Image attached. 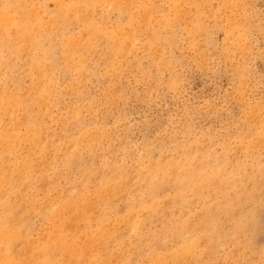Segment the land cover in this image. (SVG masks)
<instances>
[{
	"label": "rangeland",
	"instance_id": "374dc122",
	"mask_svg": "<svg viewBox=\"0 0 264 264\" xmlns=\"http://www.w3.org/2000/svg\"><path fill=\"white\" fill-rule=\"evenodd\" d=\"M9 1H10V5H9ZM32 1L33 0H24V1L23 0H5V1L1 0V2H0V5L2 4L0 6V8L2 6L5 7V9L1 8L0 11L2 13L0 12V14H3V12L7 10V12H4L5 15H3V17L5 16V18L0 20V22H1L0 25H2V27H3L2 28L0 26V33H1V31H2V33L4 32L3 34L2 33L0 34V43L2 42L0 47L2 46L1 48H3V49L0 48V55L2 56V57L0 56V59L4 58L5 65L9 63L8 65L3 66L4 68L2 67L0 69V78H1L0 79V92L5 91L7 94L8 93L10 94L9 96H13V97H14V95L17 94V96H15V98H18L19 100L21 99L20 102L22 103V104H20V107H19L20 109H18V111L16 110V115L14 117H12V116L10 117V116L6 115L7 118H6V116H4V118L1 119L3 121L0 120L2 123H4V124H1V122H0V126H1L0 130L1 131L8 130L10 128L12 122L21 123V121H22L23 123H25V121H26V123H27V124L25 123L26 125L21 123V125H23L22 131H24V130H26L25 126H27L28 123L31 122V121H29V119H30V120H32V122H34V125L36 127H39V129H41V132L46 128V131L44 130L46 133H44V131H43V134H42L43 137L41 136V140L42 139L44 140L46 138L45 136H47V138L49 140L45 139L44 141H46V143L47 142L49 143V141H51L50 144L47 143V146H48L47 147V146H45L46 143H44V141L42 140L41 143H43L44 146H42V144H40L38 146L39 149L37 147L36 156H38V157L35 156L33 158L34 159L33 165L35 166V168L36 167L39 168V169H37L38 171L36 170V174H35L36 180H37V177L39 179L37 180V182H35L33 184V186L28 187L29 191L28 190H26V191H27V196L29 194L28 198L30 197L28 199V200H30L29 202L33 201L31 204L29 203L30 204L29 210L31 211V209H33V208L34 209L31 212L29 211V214H31L32 212L33 213L27 219L28 220L27 223H28L29 234H28V236L25 237L26 240L19 241L15 245V247H16L15 251L16 252L14 251V253H15L14 258L16 260H18V258L20 257L19 260L24 262V264L25 263L26 264H33L34 261L38 260V257L40 256L41 253L38 252L39 250H37L33 246H35L34 245L35 240L36 239H37L36 241H38V239L40 240V238H41L40 235H42L43 239L49 240V237H50L51 241H53V242L55 240H57L58 238H63V236H65L67 239V245L62 247V249H58L56 251L55 258H57V259L54 262L55 264H79V263L80 264H91V263L92 264H94V263L98 264V262H99V264H102V262L105 260V257L102 256V255H104L103 254L104 252L102 249H104V250L106 249L105 252L108 251L107 253L109 255L111 254V256L113 257V259L111 260L112 257L108 255L110 258V261L108 264H112V263L114 264V262H116V260H117V262L115 264H119V263L120 264H169V263L172 264L173 262H174V264H177V263L180 264V262H181V264H264V212H263L264 211V191H263L264 190V177H263L264 176V0H228V1L227 0H222V1L221 0H215V1L214 0H209V1L208 0H203V1L202 0H196V1L195 0H134V1L133 0H122V1L119 0L121 2H119V1L117 2V0H113V1L112 0H110V1L109 0H107V1L106 0H100L101 2H99V0L98 1L95 0L97 2L92 1V0H89V1L88 0H83V1L82 0H75V1L71 0L72 3H69L70 0H63V2H61L62 0H58L59 2H61V4H59V2H57L56 0H55L56 2L54 0L53 1H51V0H34L33 2ZM41 1H42V3H41ZM50 1L52 2V4H50L51 3ZM66 1L68 2V4ZM90 1L92 3H90ZM131 1L133 3H131ZM144 1H146V2H144ZM205 1H207V3ZM211 1H212V4L210 6ZM234 1H236V3H235L236 6L234 5ZM30 2L32 5L30 4ZM73 2L76 3V6L74 5L75 3H73ZM84 2L87 4H85ZM112 2L114 4L116 3V6L113 5ZM135 2H136V4H135ZM239 2H241V3L239 4ZM81 3L83 5L85 4L84 7H82ZM108 3L110 4V6ZM120 3H121V5H119ZM129 3H131L132 5L130 4L131 5L130 6ZM147 3L149 5H146ZM89 4H91V5H89ZM111 4H112V6H111ZM122 4L124 5L125 9L128 8V11L122 10V9H124ZM185 4H186V6H185ZM232 4L234 6L233 10H235V11L232 10V6H231ZM72 5H74V6L72 7ZM77 5H78V7H77ZM97 5L100 7H98ZM103 5L106 8H104ZM133 5L135 7L130 8ZM153 5L156 8H154ZM47 6H49V8ZM59 6H65V7L61 8ZM85 6H87V7H85ZM108 6H109V8H108ZM120 6H122V7H120ZM126 6H127V8H126ZM128 6H130V7H128ZM140 6L141 7L145 6V7L141 9ZM6 7H8V8H6ZM19 7H21V8H19ZM24 7H25V9H24ZM33 7L37 8V9H36V13L35 14L31 13L32 14L31 15L30 12L27 11V9L29 11L32 10V12H34L35 9H33ZM91 7L93 8V10ZM117 7H118V9H116ZM41 8H42V10H41ZM60 8H61V10H60ZM80 8H82V9L85 8V9L80 10ZM120 8H121V10H120ZM157 8H159V9H157ZM185 8H186V10H185ZM187 8H188V10H187ZM200 8H201V10H200ZM65 9H67V10H65ZM89 9H91V10H89ZM105 9L106 10L108 9V11H106ZM144 9H145V11H144ZM155 9H156V11H155ZM204 9H205V11H204ZM37 10H38V12H37ZM39 10H41V12ZM116 10H117V12H116ZM159 10L161 13L159 12ZM237 10L239 11V13ZM9 11H12V12H9ZM91 11L93 12V15L91 14ZM118 11H119V13H118ZM122 11H123V13H122ZM175 11H176V13H175ZM21 12H22V14H21ZM64 12L66 13V15L68 14L70 17L68 15L66 16ZM73 12H76V13H73ZM140 12L141 13L143 12L142 16H140L141 15ZM201 12H204L205 14H203ZM222 12H223V14H221ZM232 12H234V13H232ZM6 13H9L10 15L13 14L12 15L13 17L11 16L12 19L15 17V19H13V22L15 23L14 20H16V23L14 25L12 24L13 22H11L12 19L8 16L9 14H6ZM132 13H133V15H131ZM154 13H156V14H154ZM14 14H16V15L18 14V16L14 15ZM42 14H44V18H42V16H43ZM70 14H72V15H70ZM96 14H97V16H96ZM149 14L150 15L152 14V15L150 16ZM80 15H81V17H80ZM143 15H146V16L143 17ZM181 15H182V17H181ZM29 16H30V18H29ZM39 16H41V17L39 18ZM64 16L66 17V19ZM109 16H110V18H109ZM153 16H155V17H153ZM215 16H217V17H215ZM227 16H228V18H227ZM21 17H23V19ZM76 17L79 19H77ZM87 17H88V19L91 17L92 20L91 19L87 20L86 19ZM107 17L109 18L108 20L106 19ZM132 17H134L135 20L132 19ZM141 17H143V18H141ZM188 17L189 18L192 17V18H190V20H189ZM47 18L50 21H48ZM50 18H52V19H50ZM70 18H72V19H70ZM83 18H84V20H83ZM144 18H146V19H144ZM148 18H149V22H147ZM205 18H206V20H203ZM32 19L37 20V22L35 20L36 24H34V20H32ZM44 19H45V21L47 20L46 23L43 21ZM67 19L68 20L70 19L69 20L70 25L68 24ZM131 19H132V21H131ZM230 19L232 22L230 21ZM233 19H234V21H233ZM3 20H5V21H3ZM7 20H10V22L8 21V23L12 24L14 29L11 25H9L7 23ZM56 20H59V21H56ZM66 20H67V23H66ZM139 20L142 22H140ZM175 20H176V22H175ZM192 20H194V21H192ZM200 20L202 21V23L204 21L207 22V23L204 22L206 24L205 26H207L206 27L207 29L205 28L204 23L202 25V23L199 22ZM2 21H3V23H2ZM55 21H56V23H55ZM108 21H110L109 24H107ZM111 21H113V22H111ZM129 21H131L132 23L129 24ZM158 21H160V22H158ZM237 21H238V23H237ZM241 21H242V24H240ZM4 22H6V23H4ZM39 22H40V24L45 25V26L43 25L44 27L41 30L39 28H40V26L42 27V25H40V26L37 25V23L39 24ZM51 22H52V24H51ZM57 22L58 23L60 22L59 25L57 24ZM63 22L66 23V25L63 24ZM153 22H154V24H153ZM173 22H175V23H173ZM31 23H32L33 29L31 27ZM54 23H55V25H54ZM61 23H62V25H61ZM110 23H112V24H110ZM134 23H135V25H134ZM226 23H228V24L226 25ZM105 24L108 25L109 28ZM159 24L161 26H159ZM197 24H198V26H197ZM237 24H239V27ZM3 25L6 26L5 28L9 27V30H7L8 28L4 29ZM50 25H54V26H50ZM95 25H97V27ZM87 26H89V27H87ZM114 26H116V27H114ZM124 26H126V27H124ZM247 26H248V28H247ZM36 27L39 30V33H38V30L35 29ZM45 27H46V29H45ZM55 27L56 28L58 27L59 29L58 28L56 29ZM62 27H67V30H66V28H63L66 31L61 30ZM90 27H92L93 30H91ZM138 27H139V29H137ZM161 27H162V29H161ZM185 27L187 28L186 30H185ZM197 27H199V29ZM232 27H233V29H232ZM10 28H11V31H10ZM102 28H103V30H102ZM120 28H121V31H120ZM126 28H128V30ZM130 28L132 30H130ZM141 28H142V31L140 30ZM143 28H145L147 30H145ZM173 28L175 30H173ZM246 28H247V31H246ZM30 29H32V30H30ZM51 29H52V31H51ZM135 29H136V31H135ZM151 29H152V31H151ZM177 29H179V30H177ZM190 29H192V30H190ZM226 29H227L228 33H227ZM12 30L14 32H12ZM35 30L37 32H35ZM85 30L87 31L86 34H85V32H86ZM89 30H90V32H89ZM100 30L102 32L99 33L98 31H100ZM123 30H126V31H123ZM138 30H140V31H138ZM162 30H165V31H162ZM210 30H212V31H210ZM30 31H34L33 34L31 33L32 35L30 34ZM46 31H49V33ZM62 31H63V33L60 34V32H62ZM147 31H148V33H147ZM155 31H157V32H155ZM241 31L243 32V34H242V36L241 35L239 36V34H241ZM26 32H28V33H26ZM112 32H116V33L118 32V33L116 36H114L113 34H116V33H112ZM121 32H123V34ZM128 32H129V34H128ZM151 32L153 34L154 33H157V34L156 35L152 34V36H149ZM192 32H193V34H192ZM194 32H197V33H194ZM9 33L10 34L12 33L13 36H11ZM28 34L31 36V37L29 36L31 39L33 38L31 40L32 42L30 40L25 41L28 38L27 39H24V38ZM135 34L136 35L138 34L137 35L138 38L136 36H134ZM180 34H182V35H180ZM8 35H9V37H8ZM22 35H23V37H22ZM63 35L65 38V41H64ZM84 35H86V36H84ZM104 35H105V37H103ZM146 35L149 36L150 38L147 37ZM164 35H166V36H164ZM200 35H202V36H200ZM18 36L21 37V40ZM82 36H84V37H82ZM92 36H94V37H92ZM125 36H126V39H125ZM127 36H128V38H129V36L131 38L128 39ZM158 36L159 37L161 36V37L159 38ZM197 36H200V38ZM243 36H246L247 38L243 37ZM81 37L83 39H81ZM154 37H155V39H153ZM230 37L231 38L233 37L232 40ZM1 38H2V40H1ZM47 38L49 40L46 41ZM51 38L53 40H51ZM69 38H71V39H69ZM96 38H98V39H96ZM156 38H157V40H156ZM190 38L191 39L194 38L193 39L194 41L191 40ZM197 38H199V39L197 40ZM228 38H230V39H228ZM10 39H11V41H10ZM66 39L68 40V42ZM235 39H237V40L234 41ZM17 40L19 41L18 43L20 44L21 47L17 43ZM42 40H44V41H42ZM72 40H74V42H76L75 45L77 46V49H76V46L72 43ZM77 40L80 42V45H79ZM121 40H122V42H121ZM125 40L127 41V43L125 42ZM228 40H230V41H228ZM24 41L26 44L24 43ZM103 41H104V43L105 42L106 43L104 44ZM129 41H130V43H128ZM138 41H139V43H138ZM22 42H23L24 48L22 47ZM54 42H56V44ZM63 42H64V44H63ZM82 42H85V43H82ZM107 42L109 43V45L106 46ZM134 42H136V43L134 44ZM7 43H9V46L7 45ZM50 43L52 44L53 47L50 45ZM125 43H126V45H125ZM160 43H162V47H164L163 49H162ZM10 44L12 45V48H15V49L12 50ZM145 44H147V45H145ZM29 45H30V47H29ZM71 45L73 46V48L71 47ZM85 45L87 46V48L85 47ZM118 45H120V46H118ZM132 45H134V47ZM16 46H18L20 48H17ZM26 46H27V48L29 47L30 52L28 51V49H25ZM41 46H43V47H41ZM55 46H56V48H55ZM102 46H104V48L106 47L105 48L106 50H103ZM110 46L111 47L114 46V47L111 48ZM74 47H75V49H74ZM88 47H89V49H88ZM91 47H93V48L91 49ZM122 47H123V49H122ZM150 47H151V49H150ZM160 47H161V49H160ZM68 49L72 53L71 54L72 60L70 58L68 59L66 52H64V51L68 52L69 51ZM90 49L92 52L90 51ZM117 49H119V50L121 49L122 51L120 50L121 52L119 51L117 53V51H118ZM24 50L27 54L24 53ZM41 50H42V52H41ZM52 50H54V51L52 52ZM76 50L78 52H76ZM94 50H95V52H94ZM123 50L125 52L127 51V53H125ZM130 50H131V52H130ZM153 50H157V51H153ZM10 51H11V53H10ZM101 51H102V53H101ZM128 51L130 53H128ZM5 52L8 54H6ZM14 52H16L18 54L14 53ZM58 52H61V53H58ZM75 52H76V54H75ZM83 52H84V54L85 53L86 54L84 55ZM88 52H91V53L89 54ZM20 53H22V54H20ZM41 53H43V54L41 55ZM98 53H99V56H98ZM62 54H63V56H62ZM73 54H75V55H73ZM18 55H21V56L19 57ZM111 55L113 57H110ZM159 55H160V57H159ZM73 56H75V57H73ZM97 56L100 59H97L98 58ZM7 57L9 60H12L13 62L9 61L7 59ZM40 57H42L41 60H40ZM154 57H156L155 60H154ZM18 58H19V60H18ZM45 58H47V59H45ZM91 58H92V60H91ZM109 58L110 59L113 58V60L112 59L110 60ZM125 58L127 60H125ZM82 59L83 60L85 59L84 60L85 63L82 61ZM158 59L160 62L161 61L164 62V64L162 62L159 63ZM16 60H17V62H16ZM70 60L73 61L72 62L73 64L71 63ZM86 60H88V61H86ZM124 60L126 61V64L124 63L125 62ZM151 60L152 61L154 60V61L152 62ZM23 61H26V62L23 63ZM48 61L50 62V64ZM68 61H69V63H68ZM77 61H78V63H77ZM111 61H113V62H111ZM118 61H119V64H116ZM165 61H167V62L165 63ZM20 63L22 65H20ZM44 63H45V65L43 67ZM80 63H82V64H80ZM140 63L142 65V67H141ZM149 63L151 65H149ZM84 64H85V66H83ZM122 64L124 67L122 66ZM160 64H161V66H160ZM76 65H78V67H80V68L76 69L77 68ZM157 65H158V67H157ZM5 67H7V68H5ZM67 68H69V69H67ZM7 69L9 71V73H8ZM46 69H47V71H46L47 73L45 72ZM73 69H74V71L75 70L76 71L72 72ZM34 70H38V71H34ZM77 70L78 71L80 70L79 71L80 74L82 73L81 77L78 76L80 74ZM108 70H110V71H108ZM118 70L120 71L119 73H118ZM82 71H84V72H82ZM106 71H108V73H105ZM44 73L46 76L44 75ZM111 73H113V74H111ZM114 73H115V75H114ZM28 75H29V77H28ZM36 75H37V77L42 75L40 77L41 81H39V77L38 78L34 77ZM52 75L54 76V78ZM116 75L118 76V78ZM49 76H51L52 78H50ZM112 76H115V78H113ZM12 77H14V78L12 79ZM55 77H57L56 79L59 78L58 79L59 82H58V80L55 79ZM9 80H12V81H9ZM45 80L49 81V82L51 81L49 86H51V85L52 86L51 87L48 86L49 82L44 83ZM81 81H82V83H81ZM6 82H7V84H6ZM34 82H36V83H34ZM40 82H42V83H40ZM52 82H54V84ZM22 83H23V85H22ZM43 83H44V85L41 86V84H43ZM15 85H16V87H15ZM34 87H36V89L37 88L41 89L44 87L45 93L47 92L46 94L44 93V95L47 97L45 98L44 95H40L41 93L39 92L40 93L39 94L38 91H36V89ZM11 88H14V89L12 90ZM68 88H69V90H68ZM47 89L50 92L49 96L47 95L48 94ZM10 90H12V91H10ZM13 92H14V94H13ZM28 92H30V93H28ZM51 92H52V94H51ZM20 95H21V97H20ZM23 95H25L24 96L25 98L23 97ZM27 96H28V99H26ZM50 96L51 97L53 96V97L50 98ZM54 96H55V98H54ZM58 96H59V98H58ZM43 97H44V99L48 98L49 102L47 100V103L49 105L46 104V102L44 103ZM112 97L115 100V102L113 100L108 102L109 100H111ZM22 98L26 99L27 102L25 100H23ZM37 98H38V100H37ZM40 100L41 101L43 100V101L41 102ZM38 101L40 103H38ZM51 101L54 103H52ZM29 102H31V103L29 104ZM32 102H34V103H32ZM41 103L42 104L44 103L46 105H44V104L42 105ZM38 104L40 106H38ZM50 104H51V106H50ZM44 106H45V108H44ZM86 106H88V107H86ZM94 106H97L98 108L97 107L94 108ZM27 107H29V108H27ZM49 108H51V109H49ZM79 108H81V109H79ZM36 109H37V111H36ZM72 109L74 110V114H72L73 113ZM32 110L35 111V113H33ZM27 111H29L30 114H28L29 112H27ZM43 111H44V113H43ZM89 111H90V113H89ZM76 112H78L77 118H76V114H75ZM31 113H32V116H31ZM45 113L46 114L49 113V114L46 115ZM80 113H81V115H80ZM82 113H83V115H82ZM23 115L25 116V118ZM71 115H72V118H71ZM20 116H22V117H20ZM29 116L32 117V119L29 118ZM78 116H79V118L81 116V118H80L81 120L78 118ZM39 117H40V119H39ZM8 118L11 120H8ZM253 118H254V120H253ZM65 120H66V122H68L69 125L65 124L64 125L65 127H64L62 125V123L63 124L66 123ZM5 121L7 124L5 123ZM90 122H92V123H90ZM46 123H47V125L50 124L49 125L50 127L47 126ZM58 123H59V125L57 126ZM6 125H7V127H6ZM41 125H42V127H41ZM58 127H60V129ZM56 128H57V130L58 129L59 130L57 131ZM66 128H71V129H67V131H65ZM101 129H104V130H101ZM110 130L115 131V132L112 133ZM95 131H97V132H95ZM53 132H54V136L51 135V134H53ZM65 132H66V134H65ZM69 132L72 133V135L69 134ZM77 132L79 133V135H77L78 134ZM98 132L100 133V135ZM107 132L111 133L110 135L112 137H109L110 135L108 134L109 135L108 136ZM60 133L62 135H60ZM75 134H76V136H75ZM83 134H85L86 137ZM89 134H91V135H89ZM93 135H96V136H93ZM99 136H102V137L99 138ZM79 137H81V139L83 137H84V139L85 138L86 139L85 140H79L80 139ZM93 137L94 138L97 137V139L95 140ZM105 138H108V139L106 140ZM55 139H56V141H55ZM72 141L75 143H73ZM77 141H79L80 143L83 141L84 144L86 141H88L85 144V147H87V146L88 147L85 149L84 144L81 145L80 143H79V146L76 145ZM52 142H53V144H52ZM64 142L68 143L69 145L71 143H73L74 147H76L77 149L73 147V144H71L72 146L70 147L71 148L70 149L69 145L65 144ZM116 142H117V145H116ZM241 142L244 144H242ZM251 142H255V143L251 144ZM94 143L96 144V146ZM90 145L93 147L89 148V147H91ZM103 145H104V147H103ZM65 146L66 147L68 146V147L66 148ZM234 146L236 147V149ZM26 147L27 146H25V148H22L23 151L22 152L20 151L21 153L19 152L18 157H16L18 160H20L19 161L20 164L22 162H24V161H21V158L24 159V155H25L24 153L27 152L26 154H28V151H29L28 148H30V147H27V148ZM96 147H97V149H96ZM258 147H260V148H258ZM49 148H51V150ZM54 148H55V150H54ZM68 148H69L68 154L70 156L67 157V155H68L67 149ZM237 148H239V149H237ZM73 149H74V151H73ZM88 149H90L91 151ZM43 150H45V151H43ZM52 150L54 151L53 153H52ZM75 151H76L77 155H75ZM108 151L111 152L112 154L107 153ZM250 151H253V152H250ZM63 152L66 154V156H65V154L64 155L62 154ZM70 152L71 153L73 152V153L70 154ZM95 152H97V153H95ZM105 152H106V154H105ZM124 152H126V153H124ZM130 152H132V155L130 154ZM261 152H262V154H261ZM47 153H50L49 154L50 157L47 156L48 155ZM214 153H217V154H214ZM22 154H24V155H22ZM40 154H42V155H40ZM179 154L186 155L189 158L193 159L191 166H188V168L190 170H193L195 168L196 169L200 168L199 166L202 164V162H204V163L209 162L210 168H209V166L208 167L206 166V169H208L209 171L213 170L214 168H217L220 171L222 170L223 174L227 175L230 173V170H231V172L234 174V176H233V174L230 175L232 178L230 180L231 181L230 183L232 184L233 181H235L232 184V188L234 186V188H233L234 190L232 188L230 189V185H227L224 182L221 183L218 181V179H216L213 182V186H210L209 188L204 189L202 191L199 188V182L194 183L193 186H191L190 188L183 190L184 191L183 195L186 196L185 199L187 198L186 199L187 201L185 200V202H184V200H178V190L179 189H178L177 184L165 185V186L161 187L159 190H156L155 193H153L150 190L149 186L147 185L146 181H144V178H139L138 172L144 166V164H148L149 162H154L156 160L162 159L163 156H164V158H166L169 155L178 156ZM43 155H45L46 157ZM72 155H74V156H72ZM19 156H22V157L20 158ZM26 156H25V158H26ZM51 156H53V157L55 156L56 160L54 161L55 158L52 159L53 157H51ZM57 156H59L58 160H60V161L57 160ZM97 156H99V157L97 158ZM113 156H115V160L113 159ZM61 157H62V159H61ZM63 157H64V159H63ZM41 158L42 159L45 158V159L42 160ZM82 158H86V160L82 159ZM90 158L91 159L93 158L92 159L93 161ZM10 159H11L10 163L14 164L13 162H14L15 158L11 157ZM35 159H36V161H35ZM49 159L50 160L52 159V160L48 161ZM70 159H72V160L70 161ZM45 160H47V162H49V163H47V165H46V162H44ZM237 160H239V161H237ZM38 161L40 162V165L41 164L43 165V166L42 165L40 166L41 169L38 165L39 164ZM41 161H43L44 164L41 163ZM73 161H76L78 168L77 167L75 168L76 163ZM86 161H87V163H86ZM236 161H237V163H235ZM57 162L59 164H57ZM90 162H91V164H88ZM112 162H113V164H112ZM35 163H37V164H35ZM50 163L51 164L54 163V164L50 165V167H48ZM71 163H72V165L73 164L74 165L73 166L70 165ZM93 163H94V165H93ZM95 163L96 164L98 163V164L96 165ZM84 164H86V165H84ZM109 164H111V165H109ZM118 165L122 166L121 168H124V169H121L120 167H118ZM238 165H240V166H238ZM10 167H12V166H10ZM46 167H48V168H46ZM85 167H86V170H84ZM218 167H220L221 169ZM227 167H229V169ZM60 168H61V170H60ZM62 168H63V170H62ZM73 168H75V169L72 170ZM45 169H46V171H45ZM109 169L110 170L112 169V170L110 171ZM41 170H42V173H41ZM59 170L61 172H59ZM76 170H78L79 172ZM98 170H101V171H99L100 173L98 172ZM114 170H115V172L113 173ZM120 170H121V172H120ZM90 171H91V173H89ZM107 172L109 175L107 174ZM115 173H117V174L115 175ZM37 174H40V175H37ZM61 174H62V176H61ZM66 174H68V175L66 176ZM84 174H85V176H84ZM42 175L45 177V178H42L43 181L41 179ZM59 175H60V177H59ZM86 175H88V176H86ZM127 175H130V176H127ZM78 176H79V178H78ZM97 176H99V179L97 178ZM58 177H59V181H58ZM61 177H65V178H61ZM127 177H130V178H127ZM133 177H134V179H132ZM70 178H72V179H70ZM81 178H83V179H81ZM45 179L49 180L50 182L45 180ZM91 179H97V180H95V184L93 183L94 180L92 181ZM235 179H237V180H235ZM128 181H130L129 184L132 183V184H130L131 186L126 185V184H122L123 182L128 183ZM44 182L45 183L49 182V186H48V184L45 185ZM56 183L59 186H57ZM106 183L110 184L111 186L114 183L118 184V188H121V186H122L123 187V188H121L122 194L118 193L120 195L119 196L117 193H115L114 197H113L112 196L113 193L110 191V188L105 187ZM50 184H52V185H50ZM53 184H55V185H53ZM37 185H38V187H37ZM78 185H79V187H78ZM226 185H227L228 189L226 188ZM45 187H46V189H45ZM71 187L74 190L70 189ZM65 188L67 190H65ZM96 188L98 189V192H97ZM124 188H126V189H124ZM59 189L62 191H60ZM36 190H38V191H36ZM103 190L107 191V192L104 193ZM126 190H127V192H126ZM133 190H134V192H133ZM197 190H198V192H197ZM237 191H238V193H237ZM100 192L103 195V197H101L102 195L98 194ZM128 192H131V193H128ZM199 192L203 193L205 196L203 198H200L198 195ZM219 192H220V196H219ZM225 192H227V193H225ZM107 193H109V196H107L109 199H110V196L112 197L110 199L112 204L108 200V198L105 196ZM125 193H126V195L128 193L127 197H126ZM221 193H222V195H221ZM32 194L34 196L35 195L36 196L34 197ZM56 194L58 195L57 198H56ZM59 194H61V195H59ZM75 194H76V196H75ZM93 194L96 195V198H98L97 201L95 200L96 198L93 197L94 196ZM16 195L17 196H14V197H18L17 200H20L21 198H20L19 193ZM52 195L55 196L54 198H56V199H54ZM62 195H63L64 199L67 198V199H65V201L62 198ZM64 195H65V197H64ZM66 195H67V197H66ZM99 195L101 198L99 197ZM155 195H156V198L154 199ZM68 196L69 197L71 196V197L68 198ZM104 196L107 199L104 198ZM116 196H117V198L119 197L120 200L119 199L117 200ZM123 196H125V197H123ZM47 197H49V198H47ZM50 197L52 200H54V201L56 200L58 203L56 201L55 202L53 201V203L50 202V204L52 203L50 205L49 204ZM44 198H45V201H44ZM58 198H59V200H58ZM91 198H92V201H91ZM68 199L69 200L70 199H77V200H70V201H71V203H75L76 207L78 206V208H80L82 206L81 208L84 209L86 207L85 209L86 210L88 209V211H89V208L92 209L91 207L94 206L93 207L94 209H92L93 212H91V210L89 212L85 210V213L88 212V213H86L88 215L87 218L91 219V222H90V220L88 222L87 218L86 219L78 218L77 215H79V216L82 215V214H80L81 211L79 213L76 212L77 214L73 213L72 211H69L70 213L69 212H68L69 214L65 213L64 216L61 215V214H63V213H61L60 216H58L56 219L52 218V217H47V215H46V217H44L45 215L42 216L40 214L39 215L41 216V218H39L40 216L38 217V214L35 213L36 208L38 210V207L40 205H41V207H39V208L41 209L43 207L41 209V210H43V212H46L47 209L51 210L52 208L55 211H60V209L63 208L60 201L61 202L63 201L64 203L62 202V204L64 205V204H66L67 201H69ZM104 200H106V201H104ZM154 200H156V201H154ZM114 201H116V202H114ZM122 201H124V202H122ZM81 202H83L84 204L87 202L89 204V202H90L93 205L92 206H91V204L90 205H87V204L84 205ZM95 202H98V204ZM101 202H102V204H101ZM143 202H145L146 204H154L153 208H155V209L152 210L150 208V210H149L150 212L146 211V210H142L138 214V217H136V220L135 219L133 220L132 217H130L131 214L132 215L135 214L133 210L136 208H139L140 204ZM152 202H154V203H152ZM34 203H35V205L37 204L38 206L37 205H36L37 207L34 206L33 205ZM107 203L109 204L108 206H107ZM171 203L173 206L171 205ZM213 203L215 205H217V207H218L217 209H215L216 206L213 205ZM81 204H83L84 206ZM104 204H105V206H104ZM97 205H99V206H97ZM110 205H112V207ZM163 205H164L165 209L162 207ZM168 205H170V207ZM45 206L46 207L49 206V208L48 207L46 208ZM87 206L88 207L91 206V207L88 208ZM100 206H102V207H100ZM196 206H198V207L196 208ZM50 207H51V209H50ZM105 207L107 210H105ZM189 207H190V209H189ZM121 208H123V209H121ZM49 210H47V212ZM95 210H96V212H95ZM122 210H123V212H122ZM104 211H107V212H105L106 216H105ZM164 211H165V213H168V215L163 213ZM147 212H148V214H147ZM183 212H186V213H183ZM143 213H145V214H143ZM149 213H151V214H149ZM154 213L156 215H153ZM199 213H201L200 215H202V216H200ZM146 214L148 215V217L146 216ZM176 214H178V217ZM28 215H26V216H28ZM97 215H98V217H96ZM102 215H104L103 216L104 218L101 217ZM125 215L129 219H127ZM259 215H261V216H259ZM75 216H76V221H75ZM152 216L153 217L155 216L154 220H153ZM66 217H68V218H66ZM150 217H152V218H150ZM187 217H189V218L187 219ZM202 217H204V218H202ZM92 218H93V220H92ZM94 218H96V220L98 219L97 222ZM101 218H103V219H101ZM124 218H126V219L124 220ZM194 218H196V219L193 220ZM40 219H41V221H40ZM57 219H59V220H57ZM61 219H62L63 223L60 221ZM72 219H74V220H72ZM131 219L133 222L131 221ZM127 220H129V225H128ZM83 221H85V222H83ZM125 221L127 222V225L129 227L125 224L126 223ZM187 221H188V224H190L191 226L199 223L198 230H199L200 224H202L203 222H205V223L210 222L211 224L209 227H211V230H209L207 233H201L200 231L197 230V231H195V233L193 232V233L189 234L190 236L187 239L188 240H195V241L198 240L199 241L198 245L200 247L198 248V246H195L196 247L195 249H191V252H189V253L187 252L186 254H184L182 256L181 254H177V251L180 249V247L185 242V240L182 237H179L180 235H179L178 229L181 228V224H183L184 222H187ZM86 222L88 224H86ZM122 222H124V223L122 224ZM139 222L142 225L139 224ZM145 222L147 224H145ZM158 222H160V223H158ZM58 223L62 224V226L59 225ZM55 224H56V230L57 231L55 230V226H51V225H55ZM71 224L72 225L77 224V225L74 226L73 227L74 229H73L71 227ZM137 224H139L140 226L137 227ZM158 224L160 226H158ZM57 225H59V226L57 227ZM78 225H79V228H78ZM87 225H89V226H87ZM107 225H109V226H107ZM60 226L63 228L66 226L65 231L59 230ZM80 226H82L81 228L83 230L80 228ZM135 227H137V229L138 228L139 229L137 230ZM141 227H143V228H141ZM115 228L119 229V231H116ZM42 229H44V230L42 231ZM53 230H54V232L52 235ZM92 231H94V232H92ZM59 232L61 233L62 236L59 235ZM110 232H111V235H110ZM113 232H116V233H113ZM163 232L165 235H163ZM87 233H89V234H87ZM43 234L46 235L47 237L46 236L44 237ZM82 234L83 235L85 234V235L82 236ZM51 235L52 236L59 235V236L56 239V237H52ZM29 237H30V239H28ZM88 237H90L89 238V239H91L90 241L88 240ZM94 237L96 239H98V241ZM100 237H101V240H103L102 241L103 244L100 240ZM161 237H162V239H161ZM42 238L39 242H43ZM108 238L110 241H108ZM167 238L168 239L172 238V240L169 241ZM175 238H176V240H175ZM189 238H191V239H189ZM27 239H28V241H27ZM211 239H213V240H211ZM87 240L89 241V244H91L93 246H96L97 245L96 242H98L99 245L97 247H94V248H96V250L92 246L91 247L93 249L91 247H90L91 248L90 249L89 248L90 245L89 246L84 245L86 243H87L86 245H88ZM93 240H95V241H93ZM164 240L166 242H164ZM167 240L169 241L168 242L169 244H167ZM78 241L79 242L81 241V242L79 243ZM111 241H114V242L111 243ZM39 242H37L36 245H38ZM100 242L102 245H100ZM129 243H130V245H129ZM72 244H74V246H76V247H74ZM106 244L108 247L110 246V249L108 248V250H107V246L105 247ZM161 244H162V246H161ZM77 246H80L79 249L84 248V246L88 247L90 249V251L92 250L91 251L92 256L95 258L97 256V258H96L97 261H95V259L92 258V256H91V259H89L88 257L86 259H84L85 256H81L78 253L80 250L77 249L78 248ZM101 246H103V247H101ZM120 246H122V247L120 248ZM142 246L144 249L142 248ZM159 246L161 249L159 248ZM18 247H19V249H18ZM71 247H73V249H71ZM131 248H132V250H131ZM152 248H153V251L149 250ZM201 248H202V251H201ZM30 249H33V250L30 251ZM99 249H100V251L101 250L102 251L100 252ZM122 249H124V251H122ZM126 249L128 250V252ZM67 250L70 251V253L67 252ZM74 250H76V251H74ZM193 250L195 252H193ZM17 251H19V252H17ZM30 252H31V254H30ZM71 252L73 254H71ZM74 252H75V254H74ZM173 252H175V253H173ZM25 253H27V254H25ZM68 253L71 255H68ZM65 254H66V256H64ZM76 254H78V256H76ZM140 254H141V257H140ZM176 254H177V256L175 258L174 255H176ZM42 255H43V253H42ZM162 255L163 256L167 255V257H164L166 263L165 262L161 263L160 261H158L160 258H163ZM172 255L174 258L172 257ZM17 256H18V258H17ZM31 256H33L35 258V260H33V258H31ZM114 256H117V257H114ZM118 256H120V259H118ZM74 257L76 258V260ZM77 257H80V258L77 259ZM123 257H124V260H123ZM129 258H131V259H129ZM132 258L134 259L133 261H131ZM70 259H72V260H70ZM187 259H189V260H187ZM138 261H140V262L138 263Z\"/></svg>",
	"mask_w": 264,
	"mask_h": 264
},
{
	"label": "bare ground",
	"instance_id": "6f19581e",
	"mask_svg": "<svg viewBox=\"0 0 264 264\" xmlns=\"http://www.w3.org/2000/svg\"><path fill=\"white\" fill-rule=\"evenodd\" d=\"M5 1V0H4ZM24 1V0H23ZM34 1V0H33ZM32 1V2H33ZM51 1H53V0H51ZM50 1V2H51ZM55 1V0H54ZM57 2H59L58 0H56ZM55 1V2H56ZM73 1V0H72ZM75 1V0H74ZM83 1V0H82ZM89 1V0H88ZM92 1H95V0H92ZM98 1V0H97ZM97 1H95V2H97ZM107 1V0H106ZM105 1V2H106ZM110 1V0H109ZM113 1V0H112ZM119 0H117V2H118ZM122 1V0H121ZM121 1H119V2H121ZM134 1V0H133ZM196 1V0H195ZM203 1V0H202ZM209 1V0H208ZM215 1V0H214ZM213 1V2H214ZM222 1V0H221ZM228 1V0H227ZM0 2H1V0H0ZM12 2V1H11ZM18 2V1H17ZM61 2H63V0L61 1ZM61 2H59V4H61ZM67 2V1H66ZM99 2H101L100 0H99ZM104 2V1H103ZM144 2H146V1H144ZM171 2V1H170ZM174 2V1H173ZM206 3H207V1H205ZM243 2V1H242ZM29 3V2H28ZM41 3H42V1H41ZM69 3H72L71 2V0L69 1ZM73 3H75V2H73ZM78 3V2H77ZM83 3V2H82ZM81 3V5H82V7H84V5L85 4H87V3H85L84 5ZM90 3H92L91 1H90ZM110 3V2H109ZM108 3V4H109ZM113 3V2H112ZM126 3V2H125ZM128 3V2H127ZM131 3H133L132 1H131ZM131 3H129V5L131 4ZM187 3V2H186ZM236 1H234V5L236 6ZM241 2H239V4H240ZM4 4V3H3ZM30 4H31V2H30ZM36 4V3H35ZM44 4V3H43ZM50 4H52V2L50 3ZM58 4V3H57ZM67 4H68V2H67ZM98 4V3H97ZM124 4V3H123ZM122 4V5H123ZM135 4H136V2H135ZM134 4V5H135ZM168 4V3H167ZM189 4V3H188ZM195 4V3H194ZM198 4V3H197ZM211 4H212V1L210 2V6H211ZM238 4V3H237ZM2 5V4H1ZM0 5V6H1ZM8 5V4H7ZM9 5H10V1H9ZM16 5V4H15ZM14 5V6H15ZM18 5V4H17ZM21 5V4H20ZM28 5V4H27ZM32 5V4H31ZM30 5V6H31ZM49 5V4H48ZM56 5V4H55ZM66 5V4H65ZM75 6H76V3L74 4ZM74 5H72V7L74 6ZM79 5V4H78ZM78 5H77V7H78ZM89 5H91V4H89ZM88 5V6H89ZM113 5H115L116 6V3L114 4L113 3ZM119 5H121V3L119 4ZM132 5V4H131ZM130 5V6H131ZM132 6V7H130V6H128V7H130V8H133V7H135V6ZM146 5H149L148 3L146 4ZM192 5V4H191ZM196 5V4H195ZM194 5V6H195ZM202 5V4H201ZM24 6V5H23ZM26 6V5H25ZM29 6V5H28ZM54 6V5H53ZM68 6V5H67ZM98 6V5H97ZM104 6V5H103ZM109 6H110V4H109ZM109 6H108V8H109ZM111 6H112V4H111ZM151 6V5H150ZM154 6V5H153ZM159 6V5H158ZM157 6V7H158ZM185 6H186V4H185ZM232 6V10H233V8H234V6H233V4L231 5ZM238 6V5H237ZM240 6V5H239ZM48 8H49V6H47ZM57 7V6H56ZM59 7H65V6H59ZM85 7H87V6H85ZM98 7H100V6H98ZM120 7H122V6H120ZM141 7V6H140ZM145 7V6H144ZM144 7H141V9L142 8H144ZM203 7V6H202ZM208 7V6H207ZM242 7V6H241ZM240 7V8H241ZM1 8H4L5 9V7H1ZM1 8H0V10H1ZM6 8H8V7H6ZM15 8V7H14ZM13 8V9H14ZM19 8H21V7H19ZM27 8V7H26ZM30 8V7H29ZM61 8H60V10H61ZM92 8V7H91ZM96 8V7H95ZM104 8H106L105 6H104ZM111 8V7H110ZM123 8L124 9H122V10H127L128 11V8H127V6H126V8L127 9H125V7H124V5H123ZM151 8V7H150ZM154 8H156L155 6H154ZM161 8V7H160ZM228 8V7H227ZM24 9H25V7H24ZM33 9H35V11L34 12H32V10L31 11H29L28 9H27V11L28 12H30V14L31 13H33V14H35L36 13V9L37 8H35V7H33ZM57 9V8H56ZM64 9V8H63ZM62 9V10H63ZM69 9V8H68ZM72 9V8H71ZM82 8H80V10H81ZM83 9H85V8H83ZM82 9V10H83ZM101 9V8H100ZM116 9H118V7L116 8ZM140 9V8H139ZM157 9H159V8H157ZM191 9V8H190ZM194 9V8H193ZM239 9V8H238ZM10 10V9H9ZM41 10H42V8H41ZM41 10H39L40 12H41ZM47 10V9H46ZM65 10H67V9H65ZM89 10H91V9H89ZM92 10H93V8H92ZM106 10V9H105ZM120 10H121V8H120ZM119 10V11H120ZM185 10H186V8H185ZM187 10H188V8H187ZM200 10H201V8H200ZM207 10V9H206ZM231 10V11H232ZM4 11V10H3ZM13 11V10H12ZM12 11H9V12H12ZM21 11V10H20ZM75 11V10H74ZM100 11V10H99ZM106 11H108V9L106 10ZM119 11H118V13H119ZM141 11V10H140ZM144 11H145V9H144ZM152 11V10H151ZM155 11H156V9H155ZM182 11V10H181ZM191 11V10H190ZM204 11H205V9H204ZM212 11V10H211ZM224 11V10H223ZM233 11H235V10H233ZM238 11V10H237ZM1 12V11H0ZM4 12H7V10L6 11H4ZM3 12V14H0V20H2V19H4L5 18V16L3 17V15H5V13ZM37 12H38V10H37ZM67 12V11H66ZM79 12V11H78ZM90 12V11H89ZM115 12V11H114ZM116 12H117V10H116ZM115 12V13H116ZM121 12V11H120ZM139 12V11H138ZM159 12H160V10H159ZM167 12V11H166ZM165 12V13H166ZM195 12V11H194ZM2 13V12H1ZM27 13V12H26ZM25 13V14H26ZM49 13V12H48ZM61 13V12H60ZM65 13V12H64ZM73 13H76V12H73ZM101 13V12H100ZM111 13V12H110ZM122 13H123V11H122ZM130 13V12H129ZM141 13V12H140ZM143 13V12H142ZM142 13H141V15L140 16H142ZM145 13V12H144ZM148 13V12H147ZM161 13V12H160ZM175 13H176V11H175ZM201 13H203V14H205L204 12H201ZM218 13V12H217ZM216 13V14H217ZM232 13H234V12H232ZM238 13H239V11H238ZM6 14H9V13H6ZM21 14H22V12H21ZM29 14V15H30ZM53 14V13H52ZM62 14V13H61ZM91 14L93 15V12L91 11ZM107 14V13H106ZM154 14H156V13H154ZM221 14H223V12L221 13ZM226 14V13H225ZM224 14V15H225ZM229 14V13H228ZM231 14V13H230ZM13 15V14H12ZM12 15H8L10 18H11V16ZM14 15H16V14H14ZM32 15V14H31ZM41 15V14H40ZM43 16H42V18H44V14H42ZM46 15V14H45ZM48 15V14H47ZM57 15V14H56ZM55 15V16H56ZM60 15V14H59ZM58 15V16H59ZM64 15V14H63ZM65 15H66V13H65ZM68 15V14H67ZM66 15V16H67ZM70 15H72V14H70ZM76 15V14H75ZM89 15V14H88ZM105 15V14H104ZM103 15V16H104ZM131 15H133V13L131 14ZM150 15V14H149ZM148 15V16H149ZM152 15V14H151ZM150 15V16H151ZM187 15V14H186ZM16 16H18V14L16 15ZM51 16V15H50ZM69 16V15H68ZM96 16H97V14H96ZM102 16V17H103ZM146 15H143V17H145ZM188 16V15H187ZM193 16V15H192ZM214 16V15H213ZM212 16V17H213ZM230 16V15H229ZM13 17V16H12ZM41 16H39V18H40ZM53 17V16H52ZM65 17V16H64ZM70 17V16H69ZM74 17V16H73ZM80 17H81V15H80ZM85 17V16H84ZM101 17V16H100ZM105 17V16H104ZM103 17V18H104ZM143 17H141V18H143ZM153 17H155V16H153ZM181 17H182V15H181ZM180 17V18H181ZM215 17H217V16H215ZM224 17V16H223ZM232 17V16H231ZM235 17V16H234ZM19 18V17H18ZM17 18V19H18ZM22 19H23V17H21ZM29 18H30V16H29ZM49 18V17H48ZM48 18H47V20H48ZM77 18V17H76ZM109 18H110V16H109ZM108 17L106 18L107 20L109 19ZM137 18V17H136ZM139 18V17H138ZM163 18V17H162ZM179 18V17H178ZM189 18V17H188ZM190 18H192V17H190ZM190 18H189V20H190ZM227 18H228V16H227ZM238 18V17H237ZM12 19V18H11ZM13 19H15V17L13 18ZM13 19L11 20V22H13ZM50 19H52V18H50ZM57 19V18H56ZM64 19V18H63ZM65 19H66V17H65ZM64 19V20H65ZM70 19H72V18H70ZM69 19V20H70ZM77 19H79V18H77ZM87 20H89V19H91V17L88 19V17L86 18ZM132 19H134L135 20V18L134 17H132ZM132 19H131V21H132ZM144 19H146V18H144ZM153 19V18H152ZM187 19V18H186ZM196 19V18H195ZM194 19V20H195ZM198 19V18H197ZM236 19V18H235ZM6 20V19H5ZM5 20H3V21H5ZM32 20H34V24H36L35 23V20L36 19H32ZM40 20V19H39ZM46 20V21H47ZM68 20V19H67ZM67 20H66V23H67ZM69 20H68V24L70 23L69 22ZM76 20V19H75ZM83 20H84V18H83ZM92 20V19H91ZM100 20V19H99ZM104 20V19H103ZM124 20V19H123ZM126 20V19H125ZM137 20V19H136ZM142 20V19H141ZM148 21L147 22H149V18L147 19ZM159 20V19H158ZM180 20V19H179ZM194 20H192V21H194ZM203 20H206V18L205 19H203ZM243 20V19H242ZM3 21H2V23H3ZM8 21L10 22V20H7V23H8ZM15 21V23H16V20H14ZM31 21V20H30ZM41 21V20H40ZM45 23H46V21H45V19L43 20ZM48 21H50V20H48ZM54 21V20H53ZM56 21H59V20H56ZM56 21H55V23H56ZM79 21V20H78ZM86 21V20H85ZM94 21V20H93ZM96 21V20H95ZM105 21V20H104ZM131 21H129V24L130 23H132ZM140 21V20H139ZM146 21V20H145ZM144 21V22H145ZM188 21V20H187ZM186 21V22H187ZM230 21H231V19H230ZM233 21H234V19H233ZM239 21V20H238ZM238 21H237V23H238ZM32 22V21H31ZM36 22H37V20H36ZM42 22V21H41ZM62 22V21H61ZM77 22V21H76ZM75 22V23H76ZM81 22V21H80ZM79 22V23H80ZM87 22V21H86ZM98 22V21H97ZM103 22V21H102ZM109 22L110 21H108V23L107 24H109ZM111 22H113V21H111ZM140 22H142V21H140ZM143 22V23H144ZM155 22V21H154ZM154 22H153V24H154ZM158 22H160V21H158ZM175 22H176V20H175ZM175 22H173V23H175ZM180 22V21H179ZM183 22V21H182ZM198 22V21H197ZM200 23H202V21L200 20L199 21ZM205 23H207L206 21H204ZM203 22V23H204ZM232 22V21H231ZM1 23V22H0ZM4 23H6V22H4ZM14 22L12 23L13 25L15 24ZM55 23H54V25H55ZM60 23V22H59ZM59 23L57 22V24L59 25ZM66 23H64L63 22V24H65L66 25ZM74 23V22H73ZM72 23V24H73ZM78 23V22H77ZM91 23V22H90ZM96 23V22H95ZM136 23V22H135ZM135 23H134V25H135ZM164 23V22H163ZM185 23V22H184ZM190 23V22H189ZM203 23H202V25H203ZM204 23V26L206 25ZM229 23V22H228ZM228 23H226V25L228 24ZM9 25H11L12 26V24H10V23H8ZM28 24V23H27ZM51 24H52V22H51ZM88 24V23H87ZM99 24V23H98ZM110 24H112V23H110ZM141 24V23H140ZM147 24V23H146ZM161 24V23H160ZM159 24V26H161ZM169 24V23H168ZM230 24V23H229ZM234 24V23H233ZM240 24H242V21H241V23ZM5 25V24H4ZM3 25V26H4ZM37 25L38 26H40V25H42V24H40V22H39V24L37 23ZM44 25V24H43ZM42 25V27L40 26V30L45 26H43ZM54 25H50V26H54ZM61 25H62V23H61ZM70 25V24H69ZM89 25V24H88ZM106 25V24H105ZM148 25V24H147ZM173 25V24H172ZM177 25V24H176ZM184 25V24H183ZM187 25V24H186ZM231 25V24H230ZM238 25V27H239V24H237ZM1 27H2V25H0ZM96 27H97V25H95ZM107 27H108V25H106ZM110 26V25H109ZM170 26V25H169ZM179 26V25H178ZM189 26V25H188ZM197 26H198V24H197ZM201 26V25H200ZM233 26V25H232ZM6 26H4V29H7V30H9V27H7V28H5ZM13 27V26H12ZM31 27H32V29H33V26H32V23H31ZM47 27V26H46ZM46 27H45V29H46ZM73 27V26H72ZM87 27H89V26H87ZM114 27H116V26H114ZM124 27H126V26H124ZM141 27V26H140ZM145 27V26H144ZM155 27V26H154ZM167 27V26H166ZM172 27V26H171ZM202 27V26H201ZM207 26H205V28H206ZM230 27V26H229ZM246 27V26H245ZM3 28V27H2ZM54 28V27H53ZM56 28V27H55ZM58 28V27H57ZM56 28V29H57ZM63 28H66V30H67V27H62V29L61 30H63V31H66V30H64ZM79 28V27H78ZM82 28V27H81ZM91 28V30H93L92 29V27H90ZM104 28V27H103ZM103 28H102V30H103ZM109 28V27H108ZM122 28V27H121ZM121 28H120V31H121ZM146 28V27H145ZM145 28H143V29H145ZM152 28V27H151ZM169 28V27H168ZM175 28V27H174ZM173 28V30H175ZM198 29H199V27H197ZM236 28V27H235ZM247 28H248V26H247ZM247 28H246V31H247ZM3 29V30H4ZM13 29H14V27H13ZM29 29V28H28ZM32 29H30V30H32ZM36 30H38L37 29V27L35 28ZM55 29V30H56ZM59 29V28H58ZM75 29V28H74ZM77 29V28H76ZM84 29V28H83ZM95 29V28H94ZM105 29V28H104ZM111 29V28H110ZM127 30H128V28H126ZM137 29H139V27L137 28ZM155 29V28H154ZM159 29V28H158ZM161 29H162V27H161ZM187 28L185 27V30H186ZM207 29V28H206ZM232 29H233V27H232ZM17 30V29H16ZM15 30V31H16ZM35 30V32H37ZM115 30V29H114ZM130 30H132L131 28H130ZM141 31H142V28L140 29ZM140 30H138V31H140ZM145 30H147V29H145ZM144 30V31H145ZM177 30H179V29H177ZM190 30H192V29H190ZM244 30V29H243ZM10 31H11V28H10ZM20 31V30H19ZM51 31H52V29H51ZM54 31V30H53ZM58 31V30H57ZM60 31V30H59ZM63 31L62 32H60V34L61 33H63ZM86 31V30H85ZM111 31V30H110ZM123 31H126V30H123ZM134 31V30H133ZM135 31H136V29H135ZM143 31V32H144ZM151 31H152V29H151ZM162 31H165V30H162ZM204 31V30H203ZM202 31V32H203ZM210 31H212V30H210ZM226 31H227V29H226ZM230 31V30H229ZM239 31V30H238ZM12 32H14L13 30H12ZM21 32V31H20ZM29 32V31H28ZM28 32H26V33H28ZM33 32L34 31H30V34L32 33L33 34ZM42 32V31H41ZM46 32H48L49 33V31H46ZM89 32H90V30H89ZM99 33L100 32H102L101 30L100 31H98ZM109 32V31H108ZM142 32V33H143ZM146 32V31H145ZM155 32H157V31H155ZM170 32V31H169ZM173 32V31H172ZM236 32V31H235ZM1 33H2V31H1ZM0 33V34H1ZM4 33V32H3ZM2 33V34H3ZM25 33V32H24ZM23 33V34H24ZM38 33H39V30H38ZM37 33V34H38ZM47 33V34H48ZM87 33V31L85 32V34ZM96 33V32H95ZM98 33V34H99ZM112 33H116V32H112ZM111 33V34H112ZM118 33V32H117ZM117 33L116 34H113L114 36H116L117 35ZM122 34H123V32H121ZM135 33V32H134ZM147 33H148V31H147ZM194 33H197V32H194ZM227 33H228V31H227ZM232 33V32H231ZM240 33V32H239ZM8 34V33H7ZM10 34V33H9ZM31 34V35H32ZM58 34V33H57ZM72 34V33H71ZM74 34V33H73ZM77 34V33H76ZM81 34V33H80ZM79 34V35H80ZM84 34V33H83ZM82 34V35H83ZM91 34V33H90ZM110 34V35H111ZM125 34V33H124ZM128 34H129V32H128ZM152 32L150 33V35L149 36H152ZM157 33H154L153 35H156ZM159 34V33H158ZM167 34V33H166ZM186 34V33H185ZM192 34H193V32H192ZM201 34V33H200ZM206 34V33H205ZM236 34V33H235ZM242 34H243V32L241 31V34H239V36L241 35L242 36ZM11 36H13L12 35V33L10 34ZM35 35V34H34ZM43 35V34H42ZM52 35V34H51ZM54 35V34H53ZM89 35V34H88ZM87 35V36H88ZM109 35V34H108ZM119 35V34H118ZM138 35V34H137ZM137 35L135 34L134 36H136L137 37ZM163 35V34H162ZM161 35V36H162ZM170 35V34H169ZM173 35V34H172ZM179 35V34H178ZM180 35H182V34H180ZM196 35V34H195ZM204 35V34H203ZM245 35V34H244ZM247 35V34H246ZM10 36V37H11ZM21 36V35H20ZM28 36V37H27ZM24 39H27V40H25V41H28V40H32L30 37V35L28 34ZM30 36V37H29ZM37 36V35H36ZM57 36V35H56ZM62 36V35H61ZM60 36V37H61ZM75 36V35H74ZM84 36H86V35H84ZM84 36H82V37H84ZM97 36V35H96ZM107 36V35H106ZM113 36V37H114ZM131 36V35H130ZM129 36V38H128V36H127V38L128 39H130L131 37ZM144 36V35H143ZM147 36V35H146ZM149 36H147V37H149ZM160 36V37H161ZM164 36H166V35H164ZM190 36V35H189ZM200 36H202V35H200ZM200 36H197V37H199L200 38ZM8 37H9V35H8ZM19 37V36H18ZM17 37V38H18ZM22 37H23V35H22ZM34 37V36H33ZM70 37V36H69ZM78 37V36H77ZM81 37V39H83ZM92 37H94V36H92ZM101 37V36H100ZM103 37H105V35L103 36ZM133 37V36H132ZM142 37V36H141ZM159 37V36H158ZM157 37V38H158ZM159 37V38H160ZM177 37V36H176ZM195 37V36H194ZM243 37H246V36H243ZM20 38V40H21V37H19ZM30 38V39H29ZM63 38H64V35H63ZM99 38V37H98ZM98 38H96V39H98ZM110 38V37H109ZM138 38V37H137ZM143 38V37H142ZM150 38V37H149ZM157 38H156V40H157ZM163 38V37H162ZM199 38H197V40L199 39ZM231 38V37H230ZM230 38H228V39H230ZM233 38V37H232ZM232 38H231V40H232ZM247 38V37H246ZM69 39H71V38H69ZM73 39V38H72ZM76 39V38H75ZM80 39V40H81ZM121 39V38H120ZM125 39H126V36H125ZM135 39V38H134ZM153 39H155V37L153 38ZM168 39V38H167ZM181 39V38H180ZM191 39V38H190ZM194 38H192L191 40H193ZM1 40H2V38H1ZM5 40V39H4ZM7 40V39H6ZM47 40H49L48 38L46 39V41ZM51 40H53L52 38H51ZM67 40V39H66ZM85 40V39H84ZM87 40V39H86ZM92 40V39H91ZM103 40V39H102ZM137 40V39H136ZM144 40V39H143ZM152 40V39H151ZM237 39H235L234 41H236ZM10 41H11V39H10ZM23 41V40H22ZM25 41H24V43H25ZM42 41H44V40H42ZM62 41V40H61ZM64 41H65V38H64ZM70 41V40H69ZM78 41V40H77ZM88 41V40H87ZM148 41V40H147ZM162 41V40H161ZM190 41V40H189ZM194 41V40H193ZM228 41H230V40H228ZM244 41V40H243ZM9 42V41H8ZM19 41L17 40V43H18ZM32 42V41H31ZM67 42H68V40H67ZM71 42V41H70ZM89 42V41H88ZM97 42V41H96ZM109 42V41H108ZM107 42V44H106V46L107 45H109V43ZM117 42V41H116ZM119 42V41H118ZM121 42H122V40H121ZM125 42L127 43V41L125 40ZM156 42V41H155ZM181 42V41H180ZM179 42V43H180ZM5 43V42H4ZM30 43V42H29ZM55 44H56V42H54ZM62 43V42H61ZM72 43L75 45V43L76 42H74V40H72ZM78 43H79V45H80V42L78 41ZM77 43V44H78ZM82 43H85V42H82ZM81 43V44H82ZM87 43V42H86ZM91 43V42H90ZM103 43H104V41H103ZM106 43V42H105ZM104 43V44H105ZM126 43H125V45H126ZM128 43H130V41L128 42ZM136 42H134V44H135ZM138 43H139V41H138ZM143 43V42H142ZM152 43V42H151ZM159 43V42H158ZM165 43V42H164ZM2 44V42L0 43V45ZM12 44V43H11ZM10 44V45H11ZM19 44V43H18ZM26 44V43H25ZM28 44V43H27ZM46 44V43H45ZM63 44H64V42H63ZM62 44V45H63ZM71 44V43H70ZM88 44V43H87ZM97 44V43H96ZM111 44V43H110ZM118 44V43H117ZM150 44V43H149ZM157 44V43H156ZM161 44V47H162V43H160ZM7 45L9 46V43H7ZM43 45V44H42ZM50 45L52 46V44L50 43ZM58 45V44H57ZM56 45V46H57ZM102 45V44H101ZM122 45V44H121ZM145 45H147V44H145ZM167 45V44H166ZM5 46V45H4ZM19 46H20V44H19ZM28 46V45H27ZM27 46H26V48L25 49H28V51L30 52V49H29V47H30V45H29V47L27 48ZM45 46V45H44ZM47 46V45H46ZM56 46H55V48H56ZM76 46V45H75ZM84 46V45H83ZM92 46V45H91ZM118 46H120V45H118ZM123 46V45H122ZM130 46V45H129ZM133 47H134V45H132ZM179 46V45H178ZM2 47V46H1ZM0 47V48H1ZM17 48H20V47H18V46H16ZM22 47H23V42H22ZM41 47H43V46H41ZM53 47V46H52ZM69 47V46H68ZM71 47L73 48V46L71 45ZM70 47V48H71ZM85 47L87 48V46L85 45ZM103 47V50H106L105 48H104V46H102ZM111 47V46H110ZM112 47H114V46H112ZM111 47V48H112ZM137 47V46H136ZM144 47V46H143ZM148 47V46H147ZM161 47H160V49H161ZM197 47V46H196ZM5 48V47H4ZM11 48H12V45H11ZM24 48V47H23ZM62 48V47H61ZM66 48V47H65ZM80 48V47H79ZM78 48V49H79ZM84 48V47H83ZM93 47H91V49H92ZM109 48V47H108ZM119 48V47H118ZM126 48V47H125ZM130 48V47H129ZM156 48V47H155ZM164 47H162V49H163ZM174 48V47H173ZM1 49H3V48H1ZM13 49H15V48H12V50ZM33 49V48H32ZM74 49H75V47H74ZM73 49V50H74ZM76 49H77V46H76ZM88 49H89V47H88ZM91 49H90V51H91ZM102 49V48H101ZM100 49V50H101ZM122 49H123V47H122ZM127 49V48H126ZM125 49V50H126ZM131 49V48H130ZM133 49V48H132ZM135 49V48H134ZM149 49V48H148ZM150 49H151V47H150ZM149 49V50H150ZM153 49V48H152ZM159 49V48H158ZM168 49V48H167ZM166 49V50H167ZM226 49V48H225ZM11 50V49H10ZM21 50V49H20ZM37 50V49H36ZM65 50V49H64ZM69 50V49H68ZM83 50V49H82ZM113 50V49H112ZM115 50V49H114ZM118 51H117V53L121 50H119V49H117ZM165 50V49H164ZM163 50V51H164ZM15 51V50H14ZM22 51V50H21ZM27 51V50H26ZM54 50H52V52H53ZM80 51V50H79ZM88 51V50H87ZM109 51V50H108ZM122 51V50H121ZM120 51V52H121ZM124 51V50H123ZM153 51H157V50H153ZM160 51V50H159ZM13 52V51H12ZM34 52V51H33ZM41 52H42V50H41ZM63 52V51H62ZM64 52H66V54H67V56H68V59L70 58L71 59V52H70V50L67 52V51H64ZM76 52H78L77 50H76ZM76 52H75V54H76ZM82 52V51H81ZM92 52V51H91ZM91 52H88L89 54L91 53ZM94 52H95V50H94ZM100 52V51H99ZM125 52V51H124ZM123 52V53H124ZM130 52H131V50H130ZM129 51H128V53H130ZM6 53V52H5ZM10 53H11V51H10ZM14 53H16V52H14ZM24 53H26L25 52V50H24ZM44 53V52H43ZM43 53H41V55L43 54ZM58 53H61V52H58ZM87 53V54H88ZM101 53H102V51H101ZM100 53V54H101ZM115 53V52H114ZM125 53H127V51L125 52ZM153 53V52H152ZM155 53V52H154ZM164 53V52H163ZM168 53V52H167ZM6 54H8V53H6ZM16 54H18V53H16ZM20 54H22V53H20ZM27 54V53H26ZM25 54V55H26ZM36 54V53H35ZM75 54H73V55H75ZM80 54V53H79ZM83 54H84V52H83ZM86 54V53H85ZM84 54V55H85ZM105 54V53H104ZM112 54V53H111ZM151 54V53H150ZM165 54V53H164ZM49 55V54H48ZM51 55V54H50ZM81 55V54H80ZM94 55V54H93ZM103 55V54H102ZM113 55V54H112ZM110 56V57H113V56ZM1 56V55H0ZM16 56V55H15ZM19 57L21 56V55H18ZM24 56V55H23ZM30 56V55H29ZM38 56V55H37ZM62 56H63V54H62ZM66 56V55H65ZM66 56V57H67ZM89 56V55H88ZM98 56H99V53H98ZM97 56V57H98ZM101 56V55H100ZM2 57V56H1ZM10 57V56H9ZM14 57V56H13ZM17 57V56H16ZM59 57V56H58ZM57 57V58H58ZM73 57H75V56H73ZM87 57V56H86ZM94 57V56H93ZM122 57V56H121ZM159 57H160V55H159ZM6 58V57H5ZM41 58L42 57H40V60H41ZM53 58V57H52ZM62 58V57H61ZM103 58V57H102ZM155 58L156 57H154V60H155ZM7 59H8V57H7ZM11 59V58H10ZM31 59V58H30ZM44 59V58H43ZM45 59H47V58H45ZM49 59V58H48ZM67 59V58H66ZM67 59V60H68ZM74 59V58H73ZM80 59V58H79ZM97 59H100L99 57L97 58ZM110 59V58H109ZM112 60H113V58H111ZM110 59V60H111ZM165 59V58H164ZM9 60V59H8ZM18 60H19V58H18ZM22 60V59H21ZM72 60V59H71ZM70 60V61H71ZM81 60V59H80ZM79 60V61H80ZM85 60V59H84ZM84 60L82 59V61L84 62ZM91 60H92V58H91ZM90 60V61H91ZM115 60V59H114ZM125 60H127L126 58H125ZM124 60V61H125ZM141 60V59H140ZM153 60V61H154ZM162 60V59H161ZM9 61H12V60H9ZM36 61V60H35ZM76 61V60H75ZM81 61V62H82ZM86 61H88V60H86ZM152 61V60H151ZM152 61V62H153ZM157 61V60H156ZM158 61H159V59H158ZM13 62V61H12ZM16 62H17V60H16ZM26 61H23V63H25ZM30 62V61H29ZM28 62V63H29ZM34 62V61H33ZM45 62V61H44ZM49 62V61H48ZM59 62V61H58ZM73 61H71V63H72ZM111 62H113V61H111ZM141 62V61H140ZM162 62V61H161ZM160 61H159V63H161ZM167 61H165V63H166ZM8 63V62H7ZM32 63V62H31ZM30 63V64H31ZM39 63V62H38ZM68 63H69V61H68ZM77 63H78V61H77ZM76 63V64H77ZM85 63V62H84ZM88 63V62H87ZM96 63V62H95ZM125 64H126V61L124 62ZM123 63V64H124ZM136 63V62H135ZM163 64H164V62H162ZM9 64V63H8ZM8 64H6V65H8ZM16 64V63H15ZM27 64V63H26ZM49 64H50V62H49ZM57 64V63H56ZM55 64V65H56ZM73 64V63H72ZM80 64H82V63H80ZM79 64V65H80ZM116 64H119V61L116 63ZM123 64H122V66H123ZM5 65V63H4V58L3 59H0V69L3 67V66H6ZM17 65V64H16ZM20 65H22L21 63H20ZM29 65V64H28ZM33 65V64H32ZM36 65V64H35ZM42 65V64H41ZM40 65V66H41ZM44 65H45V63L43 64V67H44ZM89 65V64H88ZM121 65V64H120ZM140 65H141V63H140ZM149 65H151L150 63H149ZM148 65V66H149ZM159 65V64H158ZM158 65H157V67H158ZM12 66V65H11ZM18 66V65H17ZM24 66V65H23ZM26 66V65H25ZM48 66V65H47ZM66 66V65H65ZM68 66V65H67ZM77 66V68L76 69H78V68H80V67H78V65H76ZM81 66V65H80ZM83 66H85V64L83 65ZM121 66V67H122ZM153 66V65H152ZM160 66H161V64H160ZM10 67V66H9ZM14 67V66H13ZM35 67V66H34ZM51 67V66H50ZM124 67V66H123ZM137 67V66H136ZM141 67H142V65H141ZM150 67V66H149ZM4 68V67H3ZM5 68H7V67H5ZM24 68V67H23ZM82 68V67H81ZM84 68V67H83ZM140 68V67H139ZM152 68V67H151ZM32 69V68H31ZM34 69V68H33ZM53 69V68H52ZM55 69V68H54ZM67 69H69V68H67ZM146 69V68H145ZM149 69V68H148ZM72 70V69H71ZM116 70V69H115ZM142 70V69H141ZM3 71V70H2ZM7 71H8V69H7ZM14 71V70H13ZM34 71H38V70H34ZM33 71V72H34ZM40 71V70H39ZM47 71V69L45 70V72ZM57 71V70H56ZM55 71V72H56ZM62 71V70H61ZM66 71V70H65ZM76 71V70H75ZM74 71V69H73V71L72 72H75ZM78 71V70H77ZM80 71V70H79ZM78 71V72H79ZM95 71V70H94ZM108 71H110V70H108ZM108 71H106L105 73H108ZM140 71V70H139ZM5 72V71H4ZM12 72V71H11ZM77 72V73H78ZM82 72H84V71H82ZM120 71L118 70V73H119ZM8 73H9V71H8ZM7 73V74H8ZM47 73V72H46ZM68 73V72H67ZM110 73V72H109ZM117 73V72H116ZM13 74V73H12ZM42 74V73H41ZM79 74H80V72H79ZM82 74V73H81ZM81 74L80 75H78V76H80L81 77ZM111 74H113V73H111ZM14 75V74H13ZM44 75H45V73H44ZM43 75V76H44ZM48 75V74H47ZM72 75V74H71ZM106 75V74H105ZM110 75V74H109ZM114 75H115V73H114ZM149 75V74H148ZM16 76V75H15ZM42 75H40V76H38L39 77V81H41V79H40V77H41ZM46 76V75H45ZM53 76V75H52ZM76 76V75H75ZM77 76V77H78ZM84 76V75H83ZM117 76V75H116ZM28 77H29V75H28ZM34 77H37V75L36 76H34ZM37 77V78H38ZM50 78H52L51 76H49ZM48 77V78H49ZM76 77V78H77ZM85 77V76H84ZM113 78H115V76H112ZM14 77H12V79H13ZM53 78H54V76H53ZM57 77H55V79H56ZM112 78V79H113ZM117 78H118V76H117ZM120 78V77H119ZM1 79V78H0ZM4 79V78H3ZM59 79V78H58ZM58 79H56V80H58ZM84 79V78H83ZM86 79V78H85ZM111 79V78H110ZM15 80V79H14ZM13 80V81H14ZM21 80V79H20ZM50 80V79H49ZM53 80V79H52ZM9 81H12V80H9ZM29 81V80H28ZM34 81V80H33ZM46 81V80H45ZM44 81V83H47V82H49V81H46L45 82ZM3 82V81H2ZM51 82V81H50ZM50 82L48 83V86L50 85ZM58 82H59V80H58ZM57 82V83H58ZM84 82V81H83ZM4 83V82H3ZM34 83H36V82H34ZM40 83H42V82H40ZM44 83L43 84H41V86L42 85H44ZM53 84H54V82H52ZM74 83V82H73ZM81 83H82V81H81ZM6 84H7V82H6ZM9 84V83H8ZM5 85V84H4ZM12 85V84H11ZM10 85V86H11ZM22 85H23V83H22ZM76 85V84H75ZM82 85V84H81ZM14 86V85H13ZM52 86V85H51ZM51 86H49V87H51ZM15 87H16V85H15ZM45 87V86H44ZM44 87L43 88H37L36 89V87H34L35 89H36V91H38V93L40 94V95H44V93H45V89H44ZM55 87V86H54ZM74 87V86H73ZM79 87V86H78ZM26 88V87H25ZM33 88V87H32ZM56 88V87H55ZM12 90L14 89V88H11ZM72 89V88H71ZM12 90H10V91H12ZM25 90V89H24ZM68 90H69V88H68ZM9 91V92H10ZM47 91H48V89H47ZM53 91V90H52ZM78 91V90H77ZM25 92V91H24ZM23 92V93H24ZM31 92V91H30ZM30 92H28V93H30ZM35 92V91H34ZM82 92V91H81ZM80 92V93H81ZM47 93V92H46ZM45 93V94H46ZM49 91H48V96H49ZM13 94H14V92H13ZM25 94V93H24ZM32 94V93H31ZM51 94H52V92H51ZM54 94V93H53ZM75 94V93H74ZM10 94L8 93H6L5 91H2V92H0V120L1 119H3L4 118V116H12V117H14L15 115H16V110L18 111V109H20L19 107H20V104H22L20 101H21V99L19 100L18 98H15V96H17V94L16 95H14V97L13 96H9ZM33 95V94H32ZM25 95H23V97H24ZM29 96V95H28ZM28 96H27V98L26 99H28ZM35 96V95H34ZM45 96V95H44ZM20 97H21V95H20ZM33 97V96H32ZM47 96H45V98H46ZM53 97V96H52ZM51 96H50V98H52ZM25 98V97H24ZM49 98V99H50ZM54 98H55V96H54ZM58 98H59V96H58ZM23 99V98H22ZM26 99H23V100H25L26 101ZM40 99V98H39ZM43 99H44V97H43ZM37 100H38V98H37ZM47 100H48V98L47 99H44V103L46 102V104H48L47 103ZM114 101L115 102V100L113 99V97L111 98V100H107L108 102H110V101ZM41 101V100H40ZM43 101V100H42ZM41 101V102H42ZM53 101V100H52ZM51 101V102H52ZM55 101V100H54ZM27 102V101H26ZM48 102H49V100H48ZM31 102H29V104H30ZM32 103H34V102H32ZM38 103H40L39 101H38ZM43 103V104H44ZM52 103H54V102H52ZM42 104V103H41ZM42 104V105H43ZM46 104H44V105H46ZM49 105V104H48ZM47 105V106H48ZM28 106V105H27ZM36 106V105H35ZM38 106H40L39 104H38ZM37 106V107H38ZM50 106H51V104H50ZM30 107V106H29ZM29 107H27V108H29ZM42 107V106H41ZM81 107V106H80ZM84 107V106H83ZM86 107H88V106H86ZM95 107H97V106H94V108ZM44 108H45V106H44ZM52 108V107H51ZM51 108H49V109H51ZM98 108V107H97ZM43 109V108H42ZM47 109V108H46ZM48 109V110H49ZM79 109H81V108H79ZM34 110V109H33ZM32 110V111H33ZM53 110V109H52ZM73 110V109H72ZM83 110V109H82ZM81 110V111H82ZM89 110V109H88ZM92 110V109H91ZM96 110V109H95ZM30 111V110H29ZM29 111H27V112H29ZM31 111V112H32ZM36 111H37V109H36ZM46 111V110H45ZM76 111V110H75ZM80 111V110H79ZM87 111V110H86ZM39 112V111H38ZM92 112V111H91ZM18 113V112H17ZM33 113H35V111H33ZM37 113V112H36ZM43 113H44V111H43ZM69 113V112H68ZM78 112H76L75 114H76V118H77V114ZM89 113H90V111H89ZM94 113V112H93ZM98 113V112H97ZM20 114V113H19ZM18 114V115H19ZM22 114V113H21ZM28 114H30V112L28 113ZM38 114V113H37ZM46 114V113H45ZM47 114H49V113H47ZM46 114V115H47ZM70 114V113H69ZM68 114V115H69ZM72 114H74V110H73V113ZM41 115V114H40ZM80 115H81V113H80ZM82 115H83V113H82ZM7 116H6V118H7ZM24 116V115H23ZM27 116V115H26ZM31 116H32V113H31ZM63 116V115H62ZM9 117V118H10ZM19 117V116H18ZM20 117H22V116H20ZM41 117V116H40ZM40 117H39V119H40ZM61 117V116H60ZM75 117V116H74ZM252 117V116H251ZM8 118V120H11V119H9ZM24 118H25V116H24ZM23 118V119H24ZM29 118H31L32 119V117H30L29 116ZM28 118V119H29ZM71 118H72V115H71ZM78 118H79V116H78ZM80 118H81V116H80ZM79 118V119H80ZM21 119V118H20ZM38 119V118H37ZM43 119V118H42ZM60 119V118H59ZM104 119V118H103ZM259 119V118H258ZM257 119V120H258ZM27 120V119H26ZM58 120V119H57ZM81 120V119H80ZM253 120H254V118H253ZM1 121H3V120H1ZM0 121V122H1ZM29 121H31L30 123H28V127L27 126H25L26 127V130H24V131H22V127H23V125H21V123H23L22 121H21V123H19V122H12V124H11V126H10V128L8 129V130H5V131H1L0 130V264H24V262H22V261H20L19 260V258H18V256H17V258H18V260H16L15 258H14V255H15V253H14V251H15V245L19 242V241H24V240H26V236H28V234H29V230H28V223H27V219H28V217L33 213H31V214H29V206H30V204L33 202V201H31V202H29L30 200H28L29 198H28V196H29V194H28V196H27V191L26 190H28L29 191V189H28V187L29 186H33V184L35 183V182H37V180L39 179L38 177H37V180H36V170L37 169H39L38 167H36L35 168V166L33 165V163H34V157L36 156V149H37V147L40 145V144H42V146H44L43 145V143H41L42 142V140H41V136H42V134H43V131L45 130L46 131V128L41 132V129H39V127H36L35 125H34V122H32V120H30L29 119ZM43 121V120H42ZM45 121V120H44ZM68 121V120H67ZM70 121V120H69ZM72 121V120H71ZM95 121V120H94ZM99 121V120H98ZM40 122V121H39ZM51 122V121H50ZM59 122V121H58ZM65 122H66V120H65ZM93 122V121H92ZM92 122H90V123H92ZM5 123H6V121H5ZM25 123H26V121H25ZM25 123H23L24 125H26ZM42 123V122H41ZM70 123V122H69ZM75 123V122H74ZM83 123V122H82ZM257 123V122H256ZM1 124H4V123H2L1 122ZM7 124V123H6ZM67 125L68 124V122H66V123H62V125L64 126V125ZM10 125V124H9ZM46 125H47V123H46ZM50 125V124H49ZM49 125H47V126H49ZM53 125V124H52ZM51 125V126H52ZM59 125V123L57 124V126ZM61 125V124H60ZM69 125V124H68ZM97 125V124H96ZM40 126V125H39ZM77 126V125H76ZM1 127V126H0ZM4 127V126H3ZM6 127H7V125H6ZM41 127H42V125H41ZM50 127V126H49ZM61 127V126H60ZM60 127H58L59 129H60ZM65 127V126H64ZM70 127V126H69ZM78 127V126H77ZM52 128V127H51ZM63 128V127H62ZM72 128V127H71ZM71 128H66V130L65 131H67V129H71ZM262 128V127H261ZM5 129V128H4ZM43 129V128H42ZM48 129V128H47ZM53 129V128H52ZM55 129V128H54ZM58 129V130H59ZM73 129V128H72ZM107 129V128H106ZM3 130V129H2ZM56 130H57V128H56ZM57 130V131H58ZM95 130V129H94ZM100 130V129H99ZM101 130H104V129H101ZM114 130V129H113ZM44 131V133H46ZM53 131V130H52ZM51 131V132H52ZM93 131V130H92ZM98 131V130H97ZM97 131H95V132H97ZM111 131V130H110ZM109 131V132H110ZM50 132V131H49ZM56 132V131H55ZM71 132V131H70ZM69 132V134H71L72 135V133H70ZM73 132V131H72ZM84 132V131H83ZM91 132V131H90ZM94 132V131H93ZM112 133L113 132H115V131H111ZM239 132V131H238ZM57 133V132H56ZM55 133V134H56ZM68 133V132H67ZM78 133V132H77ZM99 133V132H98ZM103 133V132H102ZM65 134H66V132H65ZM86 134V133H85ZM85 134H83L84 136H85ZM94 134V133H93ZM97 134V133H96ZM106 134V133H105ZM110 135L111 133H108L107 132V135ZM116 134V133H115ZM48 135V134H47ZM51 135H53L54 136V132H53V134H51ZM58 135V134H57ZM60 135H62L61 133H60ZM59 135V136H60ZM77 135H79V133L77 134ZM89 135H91V134H89ZM88 135V136H89ZM99 135H100V133H99ZM108 135V136H109ZM113 135V134H112ZM65 136V135H64ZM75 136H76V134H75ZM93 136H96V135H93ZM103 136V135H102ZM102 136H99V138L100 137H102ZM115 136V135H114ZM43 137V136H42ZM46 138L45 139H48L47 138V136H45ZM50 137V136H49ZM67 137V136H66ZM86 137V136H85ZM90 137V136H89ZM109 137H112L111 135L109 136ZM197 137V136H196ZM78 138V137H77ZM76 138V139H77ZM80 139L79 140H85L84 139V137L81 139V137H79ZM94 138V137H93ZM44 139V140H45ZM52 139V138H51ZM92 139V138H91ZM95 140L97 139V137L96 138H94ZM103 139V138H102ZM106 140L108 139V138H105ZM114 139V138H113ZM43 140V141H44ZM49 140V139H48ZM100 140V139H99ZM199 140V139H198ZM260 140V139H259ZM55 141H56V139H55ZM98 141V140H97ZM96 141V142H97ZM111 141V140H110ZM200 141V140H199ZM73 142V141H72ZM85 142V141H84ZM86 142H88V141H86ZM86 142H85V144H86ZM95 142V143H96ZM108 142V141H107ZM112 142V141H111ZM231 142V141H230ZM248 142V141H247ZM44 143H46V141H44ZM48 143V142H47ZM47 143H46V145L45 146H47ZM51 143V141H49V143L48 144H50ZM65 143V142H64ZM73 143H75V142H73ZM73 143H71V144H73ZM79 141H77V144L76 145H78L79 146ZM94 143V144H95ZM167 143V142H166ZM216 143V142H215ZM242 143V142H241ZM253 143H255V142H251V144H253ZM257 143V142H256ZM52 144H53V142H52ZM65 144H68V143H65ZM69 145V148L72 146V145ZM81 145L82 144H84L83 143V141L80 143ZM85 144H84V147H85ZM90 144V143H89ZM219 144V143H218ZM229 144V143H228ZM233 144V143H232ZM242 144H244V143H242ZM247 144V143H246ZM112 145V144H111ZM110 145V146H111ZM116 145H117V142H116ZM249 145V144H248ZM25 146H27V147H30V148H28L29 149V151H28V154H26V153H24V154H22V155H24V159L23 158H21L22 156H19L20 158H21V161H24V162H22L21 164L19 163V161L20 160H18L16 157H18V154H19V152L21 151H23L22 150V148H25ZM77 146V147H78ZM91 146V145H90ZM95 146H96V144H95ZM26 147V148H27ZM48 147V146H47ZM54 147V146H53ZM66 147V146H65ZM68 147V146H67ZM66 147V148H67ZM73 147H74V144H73ZM88 147V146H87ZM87 147H85V149L87 148ZM93 146H91V147H89V148H92ZM100 147V146H99ZM103 147H104V145H103ZM114 147V146H113ZM235 147V146H234ZM239 147V146H238ZM62 148V147H61ZM69 148L67 149V154H68V151H69ZM74 148H76V147H74ZM95 148V147H94ZM200 148V147H199ZM240 148V147H239ZM239 148H237V149H239ZM252 148V147H251ZM258 148H260V147H258ZM38 149H39V147H38ZM50 150H51V148H49ZM71 149V148H70ZM77 149V148H76ZM84 149V150H85ZM96 149H97V147H96ZM107 149V148H106ZM201 149V148H200ZM235 149H236V147H235ZM254 149V148H253ZM27 150V149H26ZM48 150V149H47ZM54 150H55V148H54ZM66 150V149H65ZM88 150H90V149H88ZM134 150V149H133ZM202 150V149H201ZM257 150V149H256ZM43 151H45V150H43ZM42 151V152H43ZM73 151H74V149H73ZM80 151V150H79ZM86 151V150H85ZM91 151V150H90ZM94 151V150H93ZM96 151V150H95ZM98 151V150H97ZM110 151V150H109ZM107 152V153H111V152ZM218 151V150H217ZM20 152V153H21ZM41 152V153H42ZM54 151L52 150V153H53ZM89 152V151H88ZM249 152V151H248ZM250 152H253V151H250ZM38 153V152H37ZM61 153V152H60ZM73 153V152H72ZM71 152H70V154H72ZM95 153H97V152H95ZM124 153H126V152H124ZM218 153V152H217ZM217 153H214V154H217ZM237 153V152H236ZM235 153V154H236ZM48 154V155H47ZM46 155L47 156H49L50 157V153H47ZM63 155L65 154L64 152L62 153ZM100 154V153H99ZM105 154H106V152H105ZM112 154V153H111ZM130 154L132 155V152H130ZM156 154V153H155ZM257 154V153H256ZM261 154H262V152H261ZM27 155V156H26ZM40 155H42V154H40ZM52 155V154H51ZM59 155V154H58ZM61 155V154H60ZM62 155V156H63ZM75 155H77V153H76V151H75ZM117 155V154H116ZM258 155V154H257ZM256 155V156H257ZM25 156H26V158H25ZM43 156H45V155H43ZM42 156V157H43ZM65 156H66V154H65ZM68 156H70L69 154L67 155V157ZM72 156H74V155H72ZM101 156V155H100ZM119 156V155H118ZM134 156V155H133ZM156 156V155H155ZM231 156V155H230ZM11 157H14L15 158V160H14V164H11L10 163V158ZM36 157H38V156H36ZM46 157V156H45ZM51 157H53V156H51ZM58 157L59 156H57V160H58ZM83 157V156H82ZM85 157V156H84ZM99 156H97V158H98ZM108 157V156H107ZM143 157V156H142ZM166 157V156H165ZM248 157V156H247ZM55 158V156L52 158V159H54ZM74 158V157H73ZM96 158V157H95ZM162 158V157H161ZM232 158V157H231ZM230 158V159H231ZM23 159V160H22ZM42 159V158H41ZM43 159H45V158H43ZM42 159V160H43ZM47 159V158H46ZM51 159V160H52ZM60 159V158H59ZM61 159H62V157H61ZM63 159H64V157H63ZM77 159V158H76ZM82 159H85L86 160V158H82ZM88 159V158H87ZM91 159V158H90ZM93 159V158H92ZM91 159V160H92ZM111 159V158H110ZM113 159L115 160V156H113ZM227 159V158H226ZM229 159V160H230ZM50 159L48 160V161H51ZM56 160V158L54 159V161ZM68 160V159H67ZM72 159H70V161H71ZM74 160V159H73ZM35 161H36V159H35ZM53 161V162H54ZM58 161H60V160H58ZM93 161V160H92ZM113 161V160H112ZM119 161V160H118ZM227 161V160H226ZM237 161H239V160H237ZM237 161L235 162V163H237ZM244 161V160H243ZM247 161V160H246ZM39 162V161H38ZM44 162H46V165H47V163H49V162H47V160H45ZM73 162H75L76 163V161H73ZM72 162V163H73ZM85 162V161H84ZM100 162V161H99ZM115 162V161H114ZM117 162V161H116ZM193 162V159H191V158H189L188 156H186V155H182V154H179L178 156H175V155H169V156H167L166 158H164V156H163V158L162 159H159V160H156V161H154V162H149L148 164H144V166L140 169V171L138 172V175H139V178H144V181H146V183H147V185L149 186V188H150V190L153 192V193H155L156 192V190H159L161 187H163V186H165V185H170V184H177V186H178V200H184V202H185V200L187 199H185V197L186 196H184L183 195V193H184V191L183 190H185V189H187V188H190L191 186H193V184L194 183H197V182H199V188L201 189V191L202 190H204V189H207V188H209L210 186H213V182L216 180V179H218V181L219 182H221V183H226L227 185H230V189L232 188V184L235 182V181H233V183L231 184L230 182V180L232 179L231 178V174H233L232 172H231V170H230V173L229 174H227V175H225V174H223V172H222V170L220 171L219 169H217V168H214L213 170H208V169H206V166L208 167L209 166V162H202V164L199 166L200 168H198V169H193V170H190L189 168H188V166H191V163ZM215 162V161H214ZM225 162V161H224ZM229 162V161H228ZM41 163H43V161H41ZM72 163L70 164V165H72ZM79 163V162H78ZM86 163H87V161H86ZM121 163V162H120ZM35 164H37V163H35ZM44 164V163H43ZM54 164V163H53ZM53 164H49V166L48 167H50V165H53ZM56 164V163H55ZM57 164H59L58 162H57ZM83 164V163H82ZM88 164H91V162L90 163H88ZM96 164V163H95ZM98 164V163H97ZM96 164V165H97ZM107 164V163H106ZM112 164H113V162H112ZM39 167L42 165H40V162H39ZM74 165V164H73ZM72 165V166H73ZM84 165H86V164H84ZM93 165H94V163H93ZM95 165V166H96ZM109 165H111V164H109ZM213 165V164H212ZM230 165V164H229ZM10 166H12V167H10ZM43 166V165H42ZM55 166V165H54ZM142 166V165H141ZM238 166H240V165H238ZM48 167H46V168H48ZM78 168V166H77V163H76V166H75V168ZM80 167V166H79ZM88 167V166H87ZM118 167H122V166H120V165H118ZM135 167V166H134ZM187 167V168H186ZM214 167V166H213ZM45 168V167H44ZM43 168V169H44ZM72 168V167H71ZM75 168H73L72 170H74ZM81 168V167H80ZM96 168V167H95ZM209 168H210V166H209ZM218 168H220V167H218ZM228 169H229V167H227ZM40 169H41V167H40ZM65 169V168H64ZM70 169V168H69ZM84 169V168H83ZM99 169V168H98ZM115 169V168H114ZM121 169H124V168H121ZM137 169V168H136ZM221 169V168H220ZM60 170H61V168H60ZM59 170V172H61ZM62 170H63V168H62ZM80 170V169H79ZM84 170H86V167H85V169ZM110 170V169H109ZM112 170V169H111ZM110 170V171H111ZM116 170V169H115ZM115 170L113 171V173L115 172ZM118 170V169H117ZM38 171V170H37ZM45 171H46V169H45ZM76 171H78V170H76ZM92 171V170H91ZM91 171L89 172V173H91ZM99 171H101V170H98V172ZM124 171V170H123ZM128 171V170H127ZM44 172V171H43ZM79 172V171H78ZM85 172V171H84ZM120 172H121V170H120ZM135 172V171H134ZM40 173V172H39ZM41 173H42V170H41ZM49 173V172H48ZM83 173V172H82ZM100 173V172H99ZM56 174V173H55ZM107 174H108V172H107ZM117 173H115V175H116ZM128 174V173H127ZM133 174V173H132ZM242 174V173H241ZM255 174V173H254ZM37 175H40V174H37ZM45 175V174H44ZM49 175V174H48ZM47 175V176H48ZM51 175V174H50ZM68 174H66V176H67ZM78 175V174H77ZM109 175V174H108ZM61 176H62V174H61ZM65 176V175H64ZM65 176V177H66ZM80 176V175H79ZM79 176H78V178H79ZM84 176H85V174H84ZM86 176H88V175H86ZM127 176H130V175H127ZM233 176H234V174H233ZM246 176V175H245ZM59 177H60V175H59ZM59 177H58V181H59ZM65 177H61V178H65ZM71 177V176H70ZM264 177V176H263ZM42 178H45L43 175H42V177H41V179ZM60 178V179H61ZM67 178V177H66ZM97 178L99 179V176H97ZM113 178V177H112ZM127 178H130V177H127ZM40 179V180H41ZM55 179V178H54ZM53 179V180H54ZM69 179V178H68ZM70 179H72V178H70ZM81 179H83V178H81ZM132 179H134V177L132 178ZM45 180H47V179H45ZM52 180V181H53ZM92 181L94 180V184H95V180H97V179H91ZM235 180H237V179H235ZM245 180V179H244ZM42 181H43V179H42ZM47 181H49V180H47ZM46 181V182H47ZM70 181V180H69ZM83 181V180H82ZM86 181V180H85ZM131 181V180H130ZM130 181H128V183H122V184H126V185H129V186H131L130 184H132V183H130L129 184V182ZM50 182V181H49ZM49 182L48 183H45V185L46 184H48V186H49ZM217 182V181H216ZM43 183V184H44ZM80 183V182H79ZM87 183V182H86ZM100 183V182H99ZM111 183V182H110ZM41 184V183H40ZM81 184V183H80ZM238 184V183H237ZM251 184V183H250ZM42 185V184H41ZM50 185H52V184H50ZM53 185H55V184H53ZM56 185H57V183H56ZM66 185V184H65ZM145 185V184H144ZM227 185H226V188L228 189V187H227ZM240 185V184H239ZM238 185V186H239ZM249 185V184H248ZM57 186H59V185H57ZM75 186V185H74ZM77 186V185H76ZM92 186V185H91ZM121 186V185H120ZM251 186V185H250ZM37 187H38V185H37ZM42 187V186H41ZM47 187V186H46ZM46 187H45V189H46ZM61 187V186H60ZM65 187V186H64ZM73 187V186H72ZM70 188V189H73V188ZM78 187H79V185H78ZM77 187V188H78ZM90 187V186H89ZM93 187V186H92ZM105 187H107V188H110V191L113 193V197H114V194L115 193H121V188H123L122 186H121V188H118V184H113L112 186L110 185V184H108V183H106L105 184ZM128 187V186H127ZM248 187V186H247ZM101 188V187H100ZM106 188V189H107ZM136 188V187H135ZM224 188V187H223ZM233 188H234V186H233ZM232 188V189H233ZM237 188V187H236ZM35 189V188H34ZM44 189V188H43ZM44 189V190H45ZM58 189V188H57ZM69 189V190H70ZM75 189V188H74ZM73 189V190H74ZM81 189V188H80ZM97 189V188H96ZM95 189V190H96ZM124 189H126V188H124ZM133 189V188H132ZM131 189V190H132ZM43 190V191H44ZM56 190V189H55ZM60 190V189H59ZM65 190H67L66 188H65ZM68 190V191H69ZM76 190V189H75ZM130 190V191H131ZM225 190V189H224ZM234 190V189H233ZM25 191V192H24ZM36 191H38V190H36ZM52 191V190H51ZM58 191V190H57ZM60 191H62V190H60ZM94 191V190H93ZM104 191V190H103ZM123 191V190H122ZM136 191V190H135ZM211 191V190H210ZM209 191V192H210ZM239 191V190H238ZM238 191H237V193H238ZM264 191V190H263ZM19 193V195H20V200H17L18 199V197H14V196H17L16 194H18ZM33 192V191H32ZM65 192V191H64ZM67 192V191H66ZM70 192V191H69ZM73 192V191H72ZM91 192V191H90ZM89 192V193H90ZM97 192H98V189H97ZM105 192H107V191H104V193ZM126 192H127V190H126ZM133 192H134V190H133ZM196 192V191H195ZM197 192H198V190H197ZM196 192V193H197ZM205 192V191H204ZM223 192V191H222ZM29 193V192H28ZM45 193V192H44ZM57 193V192H56ZM59 193V192H58ZM68 193V192H67ZM103 193V194H104ZM128 193H131V192H128ZM128 193H127V195H128ZM225 193H227V192H225ZM73 194V193H72ZM98 194H100V195H102L101 194V192L100 193H98ZM108 194V195H107ZM105 196L107 197V196H109V193H107ZM122 194V193H121ZM33 195V194H32ZM31 195V196H32ZM59 195H61V194H59ZM94 195V194H93ZM92 195V196H93ZM100 195H99V197H100ZM119 195V194H118ZM117 195V196H118ZM125 195H126V193H125ZM127 195H126V197H127ZM198 195H199V197L200 198H203L205 195L203 194V193H198ZM212 195V194H211ZM221 195H222V193H221ZM237 195V194H236ZM34 196V195H33ZM36 196V195H35ZM34 196V197H35ZM51 196V195H50ZM53 196V195H52ZM57 194H56V198H57ZM75 196H76V194H75ZM104 196V198H106ZM117 196H116V199L118 200L119 199V197L117 198ZM120 196V195H119ZM218 196V195H217ZM219 196H220V192H219ZM239 196V195H238ZM33 197V198H34ZM43 197V196H42ZM55 196H53V198H54ZM64 197H65V195H64ZM66 197H67V195H66ZM71 197V196H70ZM69 196H68V198H70ZM74 197V196H73ZM85 197V196H84ZM93 197H95L96 198V195H94ZM101 197H103V195L101 196ZM100 197V198H101ZM123 197H125V196H123ZM122 197V198H123ZM212 197V196H211ZM47 198H49V197H47ZM56 198H54V199H56ZM61 198V197H60ZM62 198H63V195H62ZM94 198V199H95ZM108 198V197H107ZM106 198V199H107ZM112 197L110 196V199H111ZM121 198V199H122ZM129 198V197H128ZM156 198V195H155V197H154V199ZM215 198V197H214ZM237 198V197H236ZM50 199H51V197H50ZM49 199V204H50V202H52L53 203V201L54 200H50ZM64 199V198H63ZM65 199H67V198H65ZM65 199H64V201H65ZM97 199L98 198H96L95 200L97 201ZM110 199L108 198V200L110 201ZM115 199V198H114ZM125 199V198H124ZM238 199V198H237ZM35 200V199H34ZM58 200H59V198H58ZM69 200V199H68ZM70 200H77V199H70ZM67 201L66 202V204H62V202L60 201V203H61V205L63 206V208H61L60 209V211H55V210H53V208L51 209V207H50V209L51 210H49V209H47V210H49L48 212H47V210H46V212H43V210H41L39 207H41V205L38 207V210H37V208H36V212L35 213H37L38 214V217L40 216V215H45L44 217H46V215H47V217H52V218H57L58 216H60V214L61 213H63V214H61V215H63L64 216V214L65 213H67V214H69L70 212L69 211H72L73 213H79L80 211V214H82L81 216H79V215H77L78 216V218H82V219H86L87 217H88V215L86 214V213H88L90 210H91V212H93V210L92 209H94L93 207H91L93 204H91L92 202V198H91V203L89 202V204H88V202L87 203H83V202H81V203H83L84 205H90L91 204V206H89V207H91L92 209H90L88 206V208H89V211H88V209L86 210L85 208L83 209V208H81L80 206V208H78V206L76 207V205H75V203H71V201ZM90 200V199H89ZM120 200V199H119ZM129 200V199H128ZM174 200V199H173ZM44 201H45V198H44ZM56 201V200H55ZM54 201V202H55ZM104 201H106V200H104ZM154 201H156V200H154ZM165 201V200H164ZM163 201V202H164ZM187 201V200H186ZM195 201V200H194ZM193 201V202H194ZM36 202V201H35ZM57 202V201H56ZM111 202V201H110ZM109 202V203H110ZM114 202H116V201H114ZM119 202V201H118ZM117 202V203H118ZM122 202H124V201H122ZM168 202V201H167ZM183 202V203H184ZM30 203V204H29ZM47 203V202H46ZM51 203V204H52ZM58 203V202H57ZM64 203V202H63ZM95 203H97L98 204V202H95ZM152 203H154V202H152ZM160 203V202H159ZM165 203V202H164ZM163 203V204H164ZM169 203V202H168ZM182 203V204H183ZM187 203V202H186ZM191 203V202H190ZM209 203V202H208ZM50 204V205H51ZM83 204H81V205H83ZM101 204H102V202H101ZM111 204H112V202H111ZM115 204V203H114ZM167 204V203H166ZM34 206H36L35 205V203L33 204ZM45 205V204H44ZM43 205V206H44ZM79 205V204H78ZM83 205V206H84ZM96 205V204H95ZM109 204L107 203V206H108ZM118 205V204H117ZM154 204H146L145 202H143V203H141L140 204V206H139V208H136V209H134L133 211H134V215H132L131 214V216L130 217H132V219L134 220H136V217H138V214L142 211V210H146V211H149L150 210V208L153 210V209H155V208H153L154 206H153ZM171 205H172V203H171ZM213 205H215L214 203H213ZM38 206V205H37ZM36 206V207H37ZM54 206V205H53ZM52 206V207H53ZM59 206V205H58ZM97 206H99V205H97ZM104 206H105V204H104ZM111 207H112V205H110ZM114 206V205H113ZM123 206V205H122ZM169 207H170V205H168ZM173 206V205H172ZM216 206V208L215 209H217L218 207H217V205H215ZM32 207V206H31ZM46 207V206H45ZM44 207V208H45ZM48 208H49V206H47ZM46 207V208H47ZM100 207H102V206H100ZM156 207V206H155ZM159 207V206H158ZM163 208H164V205L162 206ZM167 207V206H166ZM195 207V206H194ZM193 207V208H194ZM198 206H196V208H197ZM98 208V207H97ZM96 208V209H97ZM116 208V207H115ZM186 208V207H185ZM34 209V208H33ZM33 209H31V211L33 210ZM40 209V210H39ZM120 209V208H119ZM121 209H123V208H121ZM165 209V208H164ZM163 209V210H164ZM189 209H190V207H189ZM85 210L86 211H88V212H86L85 213ZM105 210H107L106 209V207H105ZM126 210V209H125ZM124 210V211H125ZM160 210V209H159ZM168 210V209H167ZM166 210V211H167ZM30 211V212H31ZM161 211V210H160ZM69 212V213H68ZM71 212V213H72ZM90 212V213H91ZM95 212H96V210H95ZM105 212H107V211H104V213ZM121 212V211H120ZM122 212H123V210H122ZM150 212V211H149ZM169 212V211H168ZM264 212V211H263ZM76 213V214H77ZM101 213V212H100ZM103 213V212H102ZM160 213V212H159ZM163 213H165V211L163 212ZM183 213H186V212H183ZM203 213V212H202ZM29 214V215H28ZM40 214V215H39ZM98 214V213H97ZM143 214H145V213H143ZM147 214H148V212H147ZM146 214V216L148 217V215ZM149 214H151V213H149ZM165 214H167L168 215V213H165ZM201 213H199V215H200ZM26 215H28V216H26ZM74 215V214H73ZM153 215H156L155 213L153 214ZM177 215V217H178V214H176ZM180 215V214H179ZM262 215V214H261ZM261 215H259V216H261ZM69 216V215H68ZM100 216V215H99ZM104 215H102L101 217H103ZM105 216H106V213H105ZM126 216V215H125ZM124 216V217H125ZM129 216V215H128ZM189 216V215H188ZM191 216V215H190ZM200 216H202V215H200ZM37 217V216H36ZM71 217V216H70ZM69 217V218H70ZM96 217H98V215L96 216ZM123 217V216H122ZM153 217V216H152ZM152 217H150V218H152ZM39 218H41V216L39 217ZM61 218V217H60ZM63 218V217H62ZM66 218H68V217H66ZM74 218V217H73ZM104 218V217H103ZM103 218H101V219H103ZM126 218H127V216H126ZM126 218H124V220L126 219ZM146 218V217H145ZM154 218H155V216L153 217V220H154ZM189 217H187V219H188ZM200 218V217H199ZM202 218H204V217H202ZM95 220H96V218H94ZM100 219V218H99ZM117 219V218H116ZM127 219H129V218H127ZM132 219H131V221H132ZM171 219V218H170ZM192 219V218H191ZM196 218H194L193 220H195ZM39 220V219H38ZM53 220V219H52ZM57 220H59V219H57ZM66 220V219H65ZM72 220H74V219H72ZM87 220H88V222H89V220H90V222H91V219H89V218H87ZM86 220V221H87ZM92 220H93V218H92ZM98 220V219H97ZM97 220H96V222H97ZM147 220V219H146ZM152 220V221H153ZM164 220V219H163ZM200 220V219H199ZM40 221H41V219H40ZM61 222H62V219L60 220ZM67 221V220H66ZM75 221H76V216H75ZM74 221V222H75ZM114 221V220H113ZM117 221V220H116ZM141 221V220H140ZM144 221V220H143ZM148 221V220H147ZM189 221V220H188ZM188 221L187 222H184L183 224H181V228H179L178 229V231H179V237H182L184 240H185V242L182 244V246L180 247V249L177 251V254H181L182 256L184 255V254H186L187 252L189 253V252H191V249H195L196 247L195 246H198V248L200 247L199 245H198V240L197 241H195V240H188L187 238L190 236L189 234H191V233H195V231H197L198 230V225H199V223H197V224H194V225H190V224H188ZM70 222V221H69ZM68 222V223H69ZM73 222V223H74ZM83 222H85V221H83ZM126 222V221H125ZM127 222H128V225H129V220H127ZM127 222L125 223L126 225H127ZM133 222V221H132ZM154 222V221H153ZM157 222V221H156ZM162 222V221H161ZM63 223V222H62ZM67 223V224H68ZM71 223V222H70ZM124 222H122V224H123ZM158 223H160V222H158ZM59 224V223H58ZM86 224H88L87 222H86ZM94 224V223H93ZM111 224V223H110ZM119 224V223H118ZM131 224V223H130ZM133 224V223H132ZM139 224H141L140 222H139ZM139 224H137V227L138 226H140ZM145 224H147L146 222H145ZM210 222H203L202 224H200V227H199V230L198 231H200L201 233H207L209 230H211V227H209L210 226ZM59 225H61L62 226V224H59ZM59 225H57V227L59 226ZM65 225V224H64ZM70 225V224H69ZM77 225V224H76ZM76 225H72L71 224V227L73 228L74 226H76ZM80 225V224H79ZM79 225H78V228H79ZM127 225V226H128ZM142 225V224H141ZM51 226H55V230H56V224L55 225H51ZM60 226V228H59V230H63V231H65V227L63 228V227H61ZM85 226V225H84ZM87 226H89V225H87ZM107 226H109V225H107ZM131 226V225H130ZM158 226H160L159 224H158ZM82 226H80V228H81ZM112 227V226H111ZM110 227V228H111ZM129 227V226H128ZM137 227H135L136 229H137ZM53 228V227H52ZM99 228V227H98ZM103 228V227H102ZM120 228V227H119ZM141 228H143V227H141ZM157 228V227H156ZM263 228V227H262ZM74 229V228H73ZM82 229V228H81ZM86 229V228H85ZM109 229V228H108ZM124 229V228H123ZM129 229V228H128ZM139 229V228H138ZM137 229V230H138ZM44 229H42V231H43ZM50 230V229H49ZM48 230V231H49ZM78 230V229H77ZM76 230V231H77ZM83 230V229H82ZM81 230V231H82ZM114 230V229H113ZM115 230L116 231H119V229H116L115 228ZM134 230V229H133ZM47 231V230H46ZM57 231V230H56ZM60 231V232H61ZM75 231V232H76ZM53 232H54V230L52 231V235H53ZM59 232V235H61V233ZM74 232V233H75ZM80 232V231H79ZM92 232H94V231H92ZM99 232V231H98ZM129 232V231H128ZM174 232V231H173ZM57 233V232H56ZM73 233V234H74ZM96 233V232H95ZM113 233H116V232H113ZM122 233V232H121ZM124 233V232H123ZM136 233V232H135ZM42 234V233H41ZM45 234V233H44ZM43 234V236L45 237L46 235H44ZM58 234V233H57ZM72 234V235H73ZM87 234H89V233H87ZM107 234V233H106ZM50 235V234H49ZM51 235V236H52ZM59 235H56V236H52V237H56V239H57V237L59 236ZM81 235V234H80ZM85 235V234H84ZM83 234H82V236H84ZM100 235V234H99ZM110 235H111V232H110ZM128 235V234H127ZM163 235H165L164 234V232H163ZM41 236V238H42V235H40ZM62 236V235H61ZM79 236V235H78ZM81 236V237H82ZM172 236V235H171ZM47 237V236H46ZM73 237V236H72ZM102 237V236H101ZM101 237H100V240H101ZM112 237V236H111ZM122 237V236H121ZM128 237V236H127ZM25 238V239H24ZM41 238H40V240H41ZM87 238V237H86ZM90 237H88V240L90 241L91 239H89ZM92 238V237H91ZM95 238V237H94ZM160 238V237H159ZM170 238V237H169ZM173 238V237H172ZM172 238L171 239H168L169 241L170 240H172ZM28 239H30V237L28 238ZM28 239H27V241H28ZM43 239V238H42ZM96 239V238H95ZM122 239V238H121ZM161 239H162V237H161ZM189 239H191V238H189ZM37 240V239H36ZM35 240V246H33V247H35L37 250H39L38 252H40L39 254H40V256L38 257V260H36V261H34L33 262V264H55L54 262H55V260L57 259V258H55V255H56V251L58 250V249H62V247H64L65 245H67V239H66V237L65 236H63V238H58L57 240H55L54 242L53 241H51V239H50V237H49V240L48 239H43V242H39L40 240L38 239V241H36ZM87 240V241H88ZM97 241H98V239H96ZM137 240V239H136ZM135 240V241H136ZM160 240V239H159ZM166 240V239H165ZM164 240V242H166ZM167 240V244H169L168 241ZM175 240H176V238H175ZM180 240V239H179ZM211 240H213V239H211ZM83 241V240H82ZM89 241H88V245H86V244H84L85 246H89V248L92 246L93 248L94 247H97L99 244H98V242H96L97 243V245L96 246H93V245H91V244H89ZM93 241H95V240H93ZM103 240H101V242H102ZM108 241H110L109 240V238H108ZM115 241V240H114ZM114 241H111V243H113ZM125 241V240H124ZM233 241V240H232ZM30 242V241H29ZM28 242V243H29ZM37 242H39V244L38 245H36V243ZM76 242V241H75ZM79 242V241H78ZM81 242V241H80ZM79 242V243H80ZM92 242V241H91ZM90 242V243H91ZM101 242H100V245H102L103 244V242H102V244H101ZM107 242V241H106ZM155 242V241H154ZM31 243V242H30ZM94 243V242H93ZM92 243V244H93ZM125 243V242H124ZM207 243V242H206ZM24 244V243H23ZM22 244V245H23ZM33 244V243H32ZM95 244V243H94ZM137 244V243H136ZM153 244V243H152ZM179 244V243H178ZM73 246H74V244H72ZM109 245V244H108ZM124 245V244H123ZM122 245V246H123ZM129 245H130V243H129ZM202 245V244H201ZM206 245V244H205ZM21 246V245H20ZM84 246V248H82V249H79L80 248V246H77L78 248V250H80L78 253L81 255V256H85L84 257V259H86L87 257L89 258V259H91V256H92V250L90 251V249L92 248H88V247H85ZM107 246V244L105 245V247ZM122 246H120V248L122 247ZM161 246H162V244H161ZM229 246V245H228ZM74 247H76V246H74ZM101 247H103V246H101ZM124 247V246H123ZM130 247V246H129ZM171 247V246H170ZM202 247V246H201ZM92 248V249H93ZM108 248L110 249V246L108 247L107 246V250H108ZM138 248V247H137ZM142 248H143V246H142ZM159 248H160V246H159ZM158 248V249H159ZM230 248V247H229ZM18 249H19V247H18ZM71 249H73V247H71ZM75 249V248H74ZM95 250H96V248H94ZM102 249V248H101ZM144 249V248H143ZM161 249V248H160ZM33 249H30V251H32ZM65 250V249H64ZM63 250V251H64ZM70 250V249H69ZM103 250V254L104 255H102V256H104L105 257V262L103 261L102 262V264H108L109 263V261H110V258H109V256H111V254L109 255L107 252H105L106 251V249L104 250V249H102ZM101 250V251H102ZM121 250V249H120ZM119 250V251H120ZM127 250V249H126ZM131 250H132V248H131ZM149 250H152L153 251V248L152 249H149ZM226 250V249H225ZM29 251V250H28ZM62 251V252H63ZM66 251V250H65ZM74 251H76V250H74ZM98 251V250H97ZM99 251H100V249H99ZM100 251V252H101ZM122 251H124V249H122ZM130 251V250H129ZM162 251V250H161ZM197 251V250H196ZM201 251H202V248H201ZM222 251V250H221ZM16 252V251H15ZM17 252H19V251H17ZM25 252V251H24ZM37 252V253H38ZM67 252H69L70 253V251H68L67 250ZM126 252V251H125ZM127 252H128V250H127ZM126 252V253H127ZM132 252V251H131ZM151 252V251H150ZM193 252H195L194 250H193ZM233 252V251H232ZM42 253H43V255H42ZM64 253V252H63ZM68 253V255H71V254H73L72 252H71V254H69ZM77 253V252H76ZM134 253V252H133ZM173 253H175V252H173ZM222 253V252H221ZM25 254H27V253H25ZM30 254H31V252H30ZM33 254V253H32ZM35 254V253H34ZM38 254V255H39ZM74 254H75V252H74ZM125 254V253H124ZM129 254V253H128ZM132 254V253H131ZM142 254V253H141ZM141 254H140V257H141ZM169 254V253H168ZM167 254V255H168ZM177 254L176 255H174L175 256V258H176V256H177ZM203 254V253H202ZM205 254V253H204ZM21 255V254H20ZM36 255V254H35ZM109 255V256H108ZM113 255V254H112ZM126 255V254H125ZM133 255V254H132ZM143 255V254H142ZM146 255V254H145ZM167 255L165 256H163L162 255V257L163 258H160L158 261H160L161 263H164L165 262V258L164 257H167ZM197 255V254H196ZM218 255V254H217ZM236 255V254H235ZM64 256H66V254L64 255ZM73 256V255H72ZM71 256V257H72ZM76 256H78V254H76ZM170 256V255H169ZM181 256V257H182ZM201 256V255H200ZM36 257V256H35ZM70 257V258H71ZM112 257V256H111ZM114 257H117V256H114ZM128 257V256H127ZM131 257V256H130ZM172 257H173V255H172ZM180 257V258H181ZM185 257V256H184ZM218 257V256H217ZM256 257V256H255ZM22 258V257H21ZM30 258V257H29ZM31 258H33V260H35V258L33 257V256H31ZM37 258V257H36ZM75 258V257H74ZM80 257H77V259H79ZM92 258H94L95 259V261H97L96 260V258H97V256H96V258L95 257H93L92 256ZM171 258V257H170ZM174 258V257H173ZM179 258V257H178ZM25 259V258H24ZM28 259V258H27ZM93 259V260H94ZM113 259V257L111 258V260ZM118 259H120V256H118ZM126 259V258H125ZM129 259H131V258H129ZM136 259V258H135ZM169 259V258H168ZM182 259V258H181ZM180 259V260H181ZM195 259V258H194ZM32 260V261H33ZM70 260H72V259H70ZM75 260H76V258H75ZM92 260V261H93ZM123 260H124V257H123ZM134 259L132 258V260L131 261H133ZM174 260V259H173ZM187 260H189V259H187ZM29 261V260H28ZM67 261V260H66ZM91 261V260H90ZM94 261V262H95ZM136 261V260H135ZM182 261V260H181ZM22 262V263H21ZM70 262V261H69ZM76 262V261H75ZM74 262V263H75ZM82 262V261H81ZM101 262V261H100ZM107 262V263H106ZM116 262H117V260H116ZM116 262H114V264L116 263ZM119 262V261H118ZM140 261H138V263H139ZM186 262V261H185ZM190 262V261H189ZM73 263V262H72ZM77 263V262H76ZM156 263V262H155ZM166 263V262H165ZM168 263V262H167ZM177 263V262H176ZM231 263V262H230ZM26 264V263H25ZM80 264V263H79ZM92 264V263H91ZM95 264V263H94ZM97 264V263H96ZM98 264H99V262H98ZM113 264V263H112ZM120 264V263H119ZM170 264V263H169ZM172 264H174V262L172 263ZM177 264H179V263H177ZM180 264H181V262H180Z\"/></svg>",
	"mask_w": 264,
	"mask_h": 264
}]
</instances>
